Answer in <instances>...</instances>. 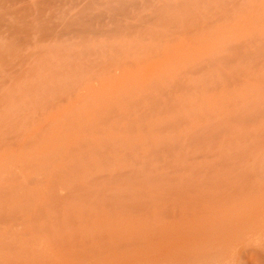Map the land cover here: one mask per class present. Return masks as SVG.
<instances>
[{"label":"rangeland","instance_id":"rangeland-1","mask_svg":"<svg viewBox=\"0 0 264 264\" xmlns=\"http://www.w3.org/2000/svg\"><path fill=\"white\" fill-rule=\"evenodd\" d=\"M8 1H10L9 3H12V4L14 2L15 7L12 4L11 5L9 4L10 5L9 8L4 7L5 5L8 6ZM8 1L7 0H0V2H3L0 5V7L4 8V9L0 10V24L2 25V28L0 26V56H1L0 57V77L2 79H3V77H5L4 78L5 80L4 79L2 80L0 78V83L1 82L3 83V84L2 83L0 84V97H1L0 98V104H1V106H0V126L3 125L0 127V132L2 133V135L0 133V141H1V143H0V187H1L0 188V207H1L0 208L1 209L0 210V260L2 258L1 257L2 253H3V256L5 255L2 258L3 260H1L2 264H7L8 259H9L8 264L10 263L11 259L12 260L14 259L13 261H15L16 256H15V258L11 257L12 255L14 256V254L17 255L18 257L21 256L22 259L24 258V260H26L27 263L24 260L22 261V259L20 257V258H18L20 260H17V258H16L17 263H14L11 261L10 264H18V261H20V262L22 261V264H24V262H25V264H28L29 261L30 262L32 261L33 263L36 261L35 264H37V260H38V262L39 261L45 262V264L46 263H48V264H264V258H263L264 253H262V252H264V66L260 68L258 65H255V63L260 61L258 59L257 62H254V66H258L260 69L258 67L253 69V70L250 69V67L252 66V65L250 66V63L255 58V54H256V52H253V51H255V50H253V47L255 48V45H256L257 49L259 50L258 47L260 45L261 46L260 48L264 49V41H263L264 38L261 40V42L259 40V39H261L260 36L264 32V30H263L264 24L262 26L260 24H258V25L253 24V26H252V24H249V26H252L255 28H251V27L247 26L248 24L247 25H241L239 28V30H240L239 33L236 32V31H238L237 30L238 28L236 29V27L239 26L238 24H236V25L231 24L232 27H230V28H229L230 24H216L215 28L213 27V25H215V24H209V26L207 27V30L202 29L200 27V29H201L200 34H202V32L203 33L204 32L209 33L211 31L210 34H212L213 36L215 35L216 37L219 36L223 30L220 31V33L219 32L216 34H213V33L220 30L222 25L223 26L226 25L228 27L227 28L225 26L227 28L226 30L236 29L235 33H237V34H232V36H230V37L225 34L222 41H219V40H221L222 37H219L217 39L215 37H214L215 39L211 37V38H209V40L206 39L208 42H205L204 45H203L204 42L202 41V38L199 39V40H201V42H202L201 43L197 38H196V40H197L196 41V40H194L195 38L192 39L190 36H185V37L180 36L181 38H179L177 36L179 38L178 39L179 41H177L178 43L174 41L172 44V40H173V38L175 40V37L174 36L171 37V35H168L169 37L167 35H165L167 38L165 37L164 39H161L164 36H160V38H158L159 36L156 37L159 40H156L154 38H151V39L149 38V37H153V36H145L146 38H148V40L147 39L144 40L143 36L140 38L138 36L122 37V36H124L123 34L121 35V37L119 36L120 38L116 37V39H114V37H111V38L109 37L110 40L107 39V41H105L107 36L102 37L100 35H98V37H96L97 39L95 38L98 41L94 40V38L93 39L91 38L92 40L88 38V40L86 39L87 41L85 40L86 42L85 41L83 42V40H80L78 38H75V39L72 38L71 39L70 36H69L70 38L69 37L68 38L71 40H68L67 36L66 37L61 36L63 39L57 40L59 37H56V36H55V39L52 36H51V38H53V39L49 38L50 36L46 37V38L44 37L43 34L46 30V29H44L45 28L44 26H43L44 28H42L40 26L41 29L44 30V32H42L43 34L40 32L39 35L36 32H34V28H35V26L37 28L38 24L47 23V20L49 18L50 19L53 18L52 21H55V20L60 21V19L63 18V17H61V14H62V16H64L63 15L65 12L64 10L63 11H60V9L54 10L56 5L55 6L51 5V7H52V10H51L50 5H48L47 3H43V1L45 2V0H43L42 2L39 1L41 3V5L38 1H37L38 4L36 3L37 5L34 4L36 2V0H34L35 2L33 0H31V1L27 0V2H24V3L20 2V1H26V0H19V1L18 0H12L13 2L11 0H8ZM78 1L80 3H78V5H77L76 2H78ZM87 1L88 2L91 1V3L94 2L92 6H94L95 9H97V10H94L91 12L97 13L98 11L100 12V10H102L104 7H106L104 9V11H107L108 6L111 5V2L113 0H111V1L110 0H98V1L97 0H84V1L83 0H77V1L75 0L74 5H77L76 8H75V6H73L72 3H71L72 5L68 4L69 5L68 7L72 6V9H71L72 12L79 10L82 5L84 7H86L87 5L88 6L90 5L88 7V8H90L91 4L87 3ZM114 1L112 2V4L116 3V1L115 2ZM129 1H131V0H129ZM132 1L134 2V0H132ZM138 1H139L138 7H141L140 9L138 8V10H140L141 12L139 13V11L137 12V9H134L137 14H142V13H145L148 11L147 9L144 10L145 4H147L149 2L151 3V1L152 2L154 1L153 3L160 2V0H151L149 2H148V0H146V2L144 0H138ZM161 1H163V0H161ZM164 1H167V3H169V4L172 3V5H174V3L178 4V2H181L182 0H171L172 2L169 0H164ZM183 1H185V0H183ZM219 1H221V0H216V1L213 0L212 1L213 3L212 2H210V3L215 4ZM231 1L233 3H235L237 0L236 1L229 0V2H231ZM262 1L264 2V0H261V1L259 0V2L257 0H245V1L241 0V3H239V4L243 5V4H245L244 2H246V4H248V5H249V2L251 3V5L254 2L264 4ZM28 2L29 3L31 2V4H28ZM99 2L104 7H102ZM135 2H137V1L135 0ZM143 2H145V3H143ZM227 2H228V0H227ZM238 2H240V1H238ZM18 3L19 4H22V3L26 4L27 3L28 6H27V4L22 6V5H19ZM42 3L45 5V8H44V5ZM84 3L87 5L85 6ZM96 3L99 4L100 6L97 5ZM207 3H209V2H207ZM180 4H182V2ZM35 5L43 7L45 10H42V8H40V7L36 8ZM46 5L49 6L48 8H50V10L47 8ZM237 5H235V6H237ZM33 6H34V8H33ZM83 6H82V8H83ZM202 6L205 7L206 5H204V3H203ZM10 7H12V8H10ZM18 7H20V8H18ZM203 7H202V9H203ZM31 8H33V10ZM98 8H100V10H98ZM93 9L94 8H91V10H93ZM15 10H17V11H15ZM53 10L55 11V14H56V15L53 14V15H55V17H53V15L51 16V14L54 13ZM88 10H90V9H88ZM40 11H42L43 13ZM104 11H101V12H104ZM10 12H12V13H10ZM16 12H18V13H16ZM39 13L40 14L42 13L43 15H45L44 13H46V14H48L49 17L45 15L44 16L45 18H42L43 15L42 14L40 15ZM15 14L16 15L18 14V16L20 18L22 17V19H20ZM59 14H60V17H59ZM104 14H106V12ZM1 15H2V18H1ZM10 16H11V18H10ZM38 16H39V19L41 18L40 20L38 19ZM54 18H55V20H54ZM15 19H17V20L14 21ZM26 21H27V23H26ZM36 21L37 22L40 21V23H36ZM59 21H57V22H59ZM16 22H17L18 28H19L18 24H21L20 27L22 30H24L23 24L25 25L26 29H27L26 25H28L29 27L32 26V24H33V26L35 24L36 25L34 26V28H31V27L29 28V29H32L31 31H29L27 29L28 30V32H27V30H26L25 33L30 32V34L29 35L26 34V36L24 35L25 30L22 32L21 29H18V30H20V33H19V31L16 32V33L20 34V36L18 35V37H19L18 38L19 40H18V39H16L17 35H15V33H14L15 31H10L9 27L7 25L10 23L13 24ZM30 22H32V24ZM57 22L55 21V23H57ZM158 25H160V24H158ZM259 25L262 27L263 32L259 30V29H261V28H258ZM15 26H16V24H15ZM234 26H235V28H233ZM244 26L249 27L248 28L249 30L247 28H245L247 30L243 32L242 30L244 29ZM212 27H213V29H212ZM250 28L252 30H250ZM6 29L8 31H6ZM198 29L199 28H197V32H200V31H198ZM43 30H41V31H43ZM258 30H259L260 36H258L259 35L257 33ZM32 31L35 33V35L32 34ZM232 31L234 32V30H232ZM255 31H256L257 35H256ZM194 32H195V30H194ZM253 32H254V34H252ZM248 33H250V34H248ZM168 34H170V32ZM196 34L197 33L195 32V35ZM245 34H247V36ZM251 34H252V36L253 35L257 36V37L253 36V38H255V40L259 38L258 40L260 43H262V45L260 43L255 44V42L258 43V41L252 40L253 38H252ZM22 35H24V36H22ZM244 35L246 37H251V39H250L251 42L248 41L249 38L246 40ZM37 36L39 38H37ZM220 36H222V35H220ZM22 37L23 38L24 37H26V38L32 37V38H30V39L25 38L26 39L25 40ZM187 37H188V39L190 37V39L194 40L193 42L194 43L196 42L195 44H198L200 42L203 46L199 47V45H198L197 47H194V45H193L194 43L193 42L191 43V41H188ZM169 38H172L171 41H169V43H166V42H168ZM240 38H243L244 40H246V42H244V43H247V41H248L249 44L247 43V47H246V45H243L242 42H240V41H244L243 39H240ZM49 39L52 42H50ZM141 39H143L144 42L139 41ZM166 39H167V41H166ZM224 39L225 40L227 39V41H229V42L223 41ZM64 40H65V43H62V45H61L60 42H64ZM151 40H153V41H151ZM163 40H165L164 41L165 43L163 42ZM42 41H44V42H42ZM78 41L79 42L82 41L83 44H82V42H81V44H78L79 43ZM161 41H162V43H164V45H162V43H160ZM214 41H216V42H214ZM233 41H234V44L232 43ZM75 42H78V43H75ZM230 42L234 46H235V44H236V46L239 45V49L241 47H244V46H245V48L249 47L247 49V50H249V52H250V49L252 48L253 51L252 50L251 51L253 53L250 52V53H252V55L249 53V56H251V57H248L249 59L247 58V61H246V59L243 60L244 56L248 55V54L247 55L245 54V52L247 50H245L244 48H241L242 51L245 50L244 52H242V53H244V56L242 58V60H243L242 64L244 66L240 67L242 65L240 62L241 60L237 59L236 60L237 64H236L234 59L230 58L231 61H229V60L223 61L224 66L221 63L219 65H217L219 68H215V69H217L216 71H214L213 67H211V69H208L209 71L212 70L213 74L211 72L206 73L207 71L203 72L201 69L202 65L204 67L206 65V67H208V68L210 67V65H213V64L207 65L210 62H212L211 60L207 61L208 57H205V56H207V54H206L207 51L208 52L210 50L214 51L216 49V53L214 51L211 53L212 56H210V54L208 55V56H210L209 59L214 60L213 56L220 55V52L222 50H223V52L225 51V49H223V48H219V49H222L221 51H219L218 47L220 45H222L220 47H223L225 44L227 51H228L229 48L231 47ZM74 43L78 46L74 45ZM108 43H109V45L111 44L110 48L112 50H113V48L111 46L114 44L115 46H118L117 49L122 53L121 55L125 54L122 57L119 56V57H121L120 59H121L122 63H124V61L126 62L127 60L128 61L130 60L131 62L133 60L134 64L140 63V64H137V66H136V65H133V62H132V66H135L134 68L131 66V63H130V65H129V62L126 63V64H128V66H131L132 69H135L136 71L130 69V67H129L130 70H128V66H126L125 64H124V66H123V64H118L117 66H115L118 62L121 63L119 58H117L118 61H115V62L113 61V60H116V56H118V54L120 52L119 53H116V52L113 53L110 48L107 49L108 45H106V44H108ZM134 43L138 44V45L140 44L139 46H142V47H144L147 44L145 46L146 48L148 46H152L153 48H155L156 51L155 52L152 51L155 53L154 54L155 58L161 55L158 48L163 46V48L165 47L167 49H165V48L160 49L163 52V53L162 52L161 53L163 55L166 52L165 56L167 57L166 59L168 60L169 63H170L171 59H173L171 61V63H173L174 61L176 62L177 60H178V62L182 61L179 59H184L185 62L183 63V65L184 64L187 65L188 63L191 62V61L190 62L188 61V63H186V60H188L189 58L192 60V58H194V55L196 56V54H194L193 52L196 51L197 52L196 58L199 56L201 60L198 59L199 57L197 59L200 60L201 62L203 60V62L206 64H204L203 62L200 63V61H198V60H196V58H194L195 61L190 63V65H191V67L195 65L194 66L195 68L190 67V71H192V70L193 71L187 72V70L189 69V67H188L189 64H188V66L184 65L185 66L184 67V66H181L182 62H179V64L176 62L177 65L181 66V67L178 66V67H180V69L177 68V70H176V68H174L176 64L173 63L175 65H172L170 63L171 69L174 68L176 71H180L179 72L180 75H179V73H177L178 75L174 76L173 73L176 71L173 69L174 72L171 71L172 72V74H171V72H169L171 70V69H169L170 68L169 66H168L169 71H167V72L165 71L167 69V65H164V64L165 63L167 64V60L164 59V57H165L164 55H163V60H166V61L163 62V60L161 61L162 55H161V57H158L155 59L151 52H150L151 54L148 52V55L150 54V57H147V54L145 52H144L145 54H142V55L140 54L139 51H137L139 53L136 52V54H134L135 50H137L139 48L138 46H135L134 47L135 49H132L130 46L132 44L134 45ZM250 43H252L253 45ZM18 44L21 47H19ZM69 44H72V46L70 47ZM125 44H127V45H125ZM182 44L184 46L187 45L186 49L183 48L184 50L183 49L180 50L179 47H184ZM208 44H209V46H208ZM215 44L216 45L218 44V45L216 46ZM63 45H65V46H63ZM66 45H67V47H66ZM128 45H130V46H128ZM173 45L174 46L177 45V46L173 47ZM16 46H18L19 48ZM49 46H51V47H49ZM53 46H56V47H53ZM60 46H62V48H64L65 50L62 49ZM82 46H84V49H85V47H87V49L92 48V49H88L89 52L88 51L87 52L89 54L84 49H83L84 51L80 50L83 48ZM99 46H101L104 53H102L101 48H98ZM188 46L191 47L190 48L191 50L188 49ZM225 46H224V48H225ZM57 47H60L61 49L57 48ZM168 47H171L170 49L175 48L173 50V52L175 54L178 53L179 55L178 54L175 55L172 52V50H170V52H172V54L170 55L168 53V50H169ZM198 47L203 48L204 51L206 50V53H204V51L201 49L198 52L196 50ZM70 48H71V50H70ZM177 48L180 50L179 52L177 51ZM233 48L232 49L230 48V51H232ZM237 48H238V46L234 49H237ZM96 49L99 50V52L101 53V56L98 59H97L96 55L93 56L98 61V64H101L100 58L102 59L103 62H105V61L108 62V59H111L112 56L115 58V59H112L111 63H107V64H112V65H110V66H112V68L108 65L110 68L107 66L108 67V69H107L106 66L101 65L102 68L100 66V69L103 71H101L100 69L97 68L98 70L101 71V73H99V71H98L97 72L98 75H97V73L95 72L96 70H94V69L92 70L88 66L90 68V70H89V68L84 65L86 67L85 72L87 71V74L81 73L84 71V70H82V69H84V67L82 66V62L85 61L86 65H87L89 62L88 59H89V55H90V50L95 51ZM187 49L190 50V54H188L189 51H185ZM262 49H261V51L257 50L258 53L259 52L263 53L264 50H262ZM39 50L41 51V53L39 52ZM36 51H38V52H36ZM93 51H91V52H93ZM144 51L147 52L149 50L145 49ZM181 51L182 52L184 51V52L181 53ZM16 52H18V53H16ZM19 52H21V53H19ZM34 52H35V54H33ZM59 52H63V54L59 53ZM83 52H85L84 53L85 56L82 54ZM191 52L193 53V55H192L193 57H189L192 54ZM217 52L219 54H217ZM223 52H221V53L224 54ZM232 52H230V53L232 54ZM52 53L57 57L53 56ZM180 53H181V55L187 53L189 56L187 54H186L187 55L186 57L180 56ZM198 53H202V54L199 55ZM225 53H227V52H225ZM247 53H248V51H247ZM20 54L22 57L17 58L18 55L20 56ZM26 54H27V56H26ZM60 54H61V57H62V55L63 56L65 55V57L60 59L59 58ZM67 54H70V56ZM77 54H79V55H77ZM86 54L88 55L87 57H86ZM96 54H97V52H96ZM103 54L105 56L107 55L108 59H107V57H104ZM263 54H261V55H263ZM38 55H39V57H38ZM173 55H175L174 58H173ZM32 56H34L36 59H38V61L36 59H34V57H32ZM71 56H72V58H71ZM73 56H75V57H73ZM78 56H79V59L77 58ZM80 56L83 58H80ZM144 56H146V57H144ZM169 56H170V59H169ZM252 56H253V58H252ZM256 56H257V54H256ZM259 56H260V54H259ZM28 57H30V59ZM41 57L42 58L44 57L46 59L44 60ZM93 57L91 56L90 58L94 62L95 59L93 60ZM123 57H125V58H123ZM126 57H127V60H126ZM128 57H129V59H128ZM151 57H153V59H151ZM187 57H189V58H187ZM122 58L125 60H123ZM146 58H147V60H146ZM148 58L150 59V62L147 63ZM26 59L28 62L25 61ZM32 59L36 60L37 62L32 60ZM73 59H74V61L76 60L74 62L75 64L72 61ZM81 59L82 60L84 59V60L82 61ZM263 59H261L262 65L264 63ZM9 60H12V62H14V61L16 62V60L17 61L20 60L21 62L20 61L19 62L22 63V65L20 64V66H22L21 68H23V69L27 68L26 71L23 69L20 70V67H18L17 65L15 66V64L19 63V62H16V63H13L14 65H12V64L11 65L18 68L20 71L18 69L16 70V68L13 69V67H12V72H11V68H8V67H11L10 63H12V62ZM49 60L51 63H53L52 65L50 62L47 63ZM22 61H24V62H22ZM31 61H32V63L29 64V62H31ZM43 61H44L45 65H44ZM45 61H47V62H45ZM92 61H91V63H93ZM143 61H146V63ZM254 61H256V60H254ZM261 61L258 62L259 65H261L260 64ZM25 62H27V64ZM69 62H72L71 66H70ZM141 62H143V64H145V65L143 66V64H141ZM158 62H159V64H158ZM196 62H197V64L199 63L202 65H196L195 64ZM215 62L218 63V60L214 61V63ZM221 62H222V60H221ZM238 62H240V63H238ZM247 62L249 63L248 64L249 68H248V65L245 64ZM67 63H69V64L66 65ZM154 63H156L155 64L156 66L154 65ZM162 63H164V64L162 65ZM61 64L65 65L64 66L65 69ZM94 64H96V63H94ZM149 64L150 65L153 64V67L152 66L150 67ZM234 64H236L237 68ZM239 64H240V66L238 67ZM34 65H36V66H34ZM42 65H43V67H42ZM54 65H56V66H54ZM77 65L81 69V70L79 69L80 74L78 73ZM119 65H120L121 72L118 69ZM232 65H234V67L236 68V71L234 70L235 68L233 69ZM33 66L35 67V69ZM72 66H73V68H72ZM90 66L92 67V64ZM95 66H97V65H95ZM122 66L124 68H121ZM161 66H163V67H161ZM172 66H174V67L172 68ZM196 66H198L197 69H199V68L200 69L197 70ZM37 67H39L38 70H37ZM104 67H106L105 70L103 69ZM159 67H161V68H159ZM206 67H205V69H206ZM28 68L30 71L31 70L32 71L30 72L28 70ZM61 68H63V69H61ZM69 68H72L73 70H71ZM87 68H88V70H87ZM183 68L187 69V70L185 69L186 73H183V72H185ZM6 69H8V70L6 71ZM44 69L46 72L42 71ZM47 69H49V70H47ZM156 69H159L158 71H160V72L155 71ZM181 69L183 72H181ZM15 70H16V72H13ZM53 70H55V71H53ZM56 70L58 73L56 72ZM61 70H63V71L65 70V71L63 72ZM69 70L71 72L67 73ZM125 70L127 72L130 71L131 74H132V72L137 74V75L134 74L135 79L137 76V79H136L137 85H135V86L136 87L138 86L139 92H137V93L143 99H150V98L151 99H154V98L158 99V97H161L160 94L162 93L163 88H165L164 90H166V91H168L169 89L172 91L171 92L169 90L170 93H169V91L167 92V93H169L170 96L165 93L169 97H167L165 95L166 99L164 96H163V99L167 100L166 102L167 103L169 102V104L170 103L173 104L175 101V104L172 105L174 108L170 107L171 105H169V104L166 105L164 103L166 105L165 108L167 109V107H168L169 111H171L170 109H172V110L174 109L173 112L175 114H170V112L168 113L169 116H166V117L168 119H169V117L172 118L171 121L168 120L170 122L169 123L167 121V119H165L166 118L165 115H167V114H165L166 113L165 112L162 117L163 118L165 117L164 121H167L170 124V126L166 122L165 123L168 126H166V124H164V126H163V124H162L163 120H162L161 121L162 123L159 122V124H162V125H161V127L158 126V128L160 127V129L166 130L167 127L169 128V127H171V125H173V127L170 128V131L172 128H174V129H172L171 132H169V129H168V131L166 130L167 133L165 131H163V138L162 139L159 138L160 137L159 133L162 132V130H161V132H159V133H156V131H154L156 133L155 136L153 133L151 134V136H154V138L156 137V141H155V139L152 141H151V139L149 140V138L151 136L149 135L150 133L147 129H149V128L150 129L151 128L156 129L155 125H154V127H151V126H153L152 123H150V125H147V127H143V128H145V130H143V128H140L141 129L140 132H138L139 130L136 132H133V133H131V131L130 132L127 131L128 129L127 128L125 129V127H126L125 125L128 124V122H127L128 120L125 117H128L130 115L122 116L121 119H123L124 121H121L120 122L121 124L118 122L121 120L120 115H119V118H116V117H118L117 115L115 116V118L113 117L112 120L115 122L114 119H117V122H115V123L116 124L119 123V126H118V124L114 125V122L111 120L113 123L110 121L108 124L111 126V123H112L111 128L109 126L110 129L107 128L108 120H106L105 121V124H106L105 128L108 129V131H106V134L103 131V129H105L104 128L105 124L102 125L103 128L99 123L94 124L95 120H94L93 116L96 114L95 112L98 111V109H97L98 107H97L96 103L94 102L95 99L98 98L101 95V93L107 94L106 88L108 89L109 87L113 86V83H115V81H112V82L109 81V82H107L108 84L107 83L104 84L103 79L105 77H112V76H114V74L118 75V76H120V75L125 76V75H127V74L123 75ZM151 70H152V72L154 71L153 73L158 72V74L163 73V75L159 76L156 73L155 74L149 73ZM195 70H196V72H195ZM22 71H24V72H22ZM27 71H29V72L27 73ZM50 71L53 73V76H51L52 73ZM59 71L61 74H59ZM74 71L75 72L77 71V73H75ZM104 71H105V74H104ZM106 71H107V73L109 72V74H107ZM116 71H117V73H116ZM161 71H164V72H161ZM199 71H202V72H199ZM137 72H141V73L139 74ZM14 73H16V74H14ZM22 73H23V76L29 78V80L22 77ZM32 73H33V75H32ZM181 73H183V74H181ZM8 74L10 75V77ZM17 74H19V75L17 76ZM27 74H30L31 76H29V75L27 76ZM58 74H59V77H57ZM71 74H72V77L70 76ZM78 74H79V76H78ZM99 74L101 76H99ZM131 74H129V76ZM12 75H14L15 77ZM143 75L145 77H146V75H149V76L146 77L147 79L145 77L141 78V76H143ZM50 76H51V79H48V77L50 78ZM75 76H77V77H75ZM11 77H13V79H11ZM138 77L140 79H138ZM149 77H152L153 79H151ZM177 77H179V79L177 80V86L174 89H171L170 87L175 82ZM78 78H80V79H78ZM148 78L150 80H148ZM90 79H91V81H90ZM154 79H155V81H154ZM156 79H158L159 82L163 81L162 82L163 84L164 83L166 84V81L168 82L169 80H171L173 82L171 83V81H169V83H171V84L169 85V83H167V85L169 86L168 87L165 85L167 88L165 86L162 87V83H161V85L158 87H162V88L161 89L159 88V91H158L159 93H155L151 88L153 87L152 84L154 82L158 83V85H159V82L156 81ZM7 80H9V81H7ZM11 80H12V82L15 80L13 82V84H12ZM16 80H18V81H16ZM45 80L46 81L48 80V81L46 82ZM136 80H134L132 82V85L135 84ZM146 80H148L149 82L151 80L152 81L149 83ZM34 81H36V82H34ZM41 81L42 82L44 81L47 84L46 83L44 84ZM68 82L72 83V84L68 85ZM77 82L80 83V85H78L79 88L75 87L76 86L75 83L79 84ZM147 82L149 84H146ZM32 83L33 84L35 83L34 86H40V87L32 88V85H33ZM138 83L143 84V85H140V87H139ZM66 84H67V86H66ZM25 85H27L28 87L30 86V87L28 88ZM58 85H59V87H61L60 88L61 90L58 87L56 88V86H58ZM48 86L50 87L49 91L47 88ZM96 86L98 88L95 90ZM99 86H100L101 90L99 89ZM103 86L104 87L106 86V87L104 88ZM141 86H144L145 87L144 89L146 91L150 90L149 91L150 93L148 91L147 92L145 91V93L146 94L149 93V95L144 96L145 93L144 94L142 93L143 95H141L140 91L143 92L142 91L143 87H141ZM10 87H11V89H10ZM20 87L23 89H21ZM51 87H55L56 89L51 88ZM67 87H69V91L71 90L70 92H68ZM73 87L76 88V92H75V89ZM147 87H151V88L146 89ZM154 87H156V86H154ZM30 88H32L33 90H31ZM70 88H73V89H70ZM12 89L13 90L15 89V90L13 91ZM24 89L25 90L27 89L29 93L25 92V93H27L25 95ZM35 89H39L38 91H40V92L38 93V91ZM44 89L46 90V92L48 91L47 93H49V95H47V93H45V96H48V97H45V98H47L46 99L47 101H45L43 99V97H44L43 95L45 92ZM57 89H59L61 93L59 92V94H58ZM63 89H64V91H66V89H67L66 92H68V93L64 95L62 93V92H64ZM9 90H12V91H9ZM136 90L133 91V92H135V94H133L131 92V94H133L134 96L131 95L133 98L129 99V101L132 100V101H130L131 103L133 102V104H131L132 106L140 103L139 101L142 100L140 97H138V95H136ZM151 90L153 91V93H151ZM154 90L156 91V88H154ZM160 90H161V92H160ZM35 92H37V93H35ZM55 92H57L56 94L59 97L57 96V98H56V95L54 94ZM70 93H72V97H71ZM39 94L42 96L41 100L39 99V98H41V96H39ZM69 94H70V96H68ZM81 94H83V95H81ZM109 94H111V93H109ZM152 94L153 95L156 94V95H160V96L154 97ZM12 95H13V97H12ZM14 95H16V96L14 97ZM22 95H24L23 98H22ZM61 95L64 96L65 99ZM7 96H9V97H7ZM31 96H33L36 100ZM115 96H113L112 98H114ZM148 96H150V98H147ZM152 96L154 98H152ZM106 97L108 98L109 96H106ZM12 98L13 99L16 98V100L18 102L15 99L13 100ZM58 98H59V101L61 100L60 102L58 101ZM85 98L87 101L85 100ZM89 98H91L92 100L90 99V101H89ZM139 98L141 100L136 102L137 100H135V99H139ZM161 98H160V100L159 99L158 100L155 99L153 101L149 100V103L151 101H152L151 103H153V102L158 103L159 101L163 100ZM38 99L40 100V102L44 101V104L47 103L49 100H51V103L48 102V106H45L46 108H44L43 103L37 102ZM100 99H101V97H100ZM116 99L118 100V98H116ZM26 100L28 101L29 106H27L28 104L26 103L27 102ZM32 100H35V101H32ZM105 100H106V98H104L101 101L103 102ZM111 100L112 99L108 98L106 100V102L101 104L102 102L98 98V105L103 106L105 103H107V101L109 102ZM117 100H115V101L120 102ZM119 100H121V99H119ZM169 100H172V101L174 100V101L172 103ZM24 101H26L25 102L26 105L24 104ZM96 101H97V99H96ZM99 101L101 103H99ZM113 101H114V99H113ZM113 101L109 102L110 106H112L111 103ZM145 101H143V100L141 101V103L142 102L145 103V104L143 103L144 106H146V104L148 103V100H147V102H145ZM32 102H34V103H32ZM35 102L43 105L41 110L40 109L38 110V108H40V106L38 108L34 107V106H36ZM88 102H90L89 104H90V107L92 106L91 108L89 107L88 104H86ZM116 102H114V103L116 104ZM123 102L125 103L126 101L124 100V101H122V103ZM92 103L94 105H92ZM124 103H123V105H124ZM149 103L147 104V106L149 105ZM32 104H33V107H32ZM118 104L120 105L119 106L120 108L117 107ZM118 104H117V106H115L118 108L117 111L121 110V106H122L120 103H118ZM159 104H160V102H159ZM86 105H87L88 109H87V107H85ZM135 106L132 107L134 110H136L139 107L138 105H135ZM155 106H158V104H153V106L151 104L150 107L151 108L153 107L152 109H154ZM164 106L163 105L160 106L161 112H159V114L164 112V111H162ZM104 107H106V106H104ZM112 107H114V105ZM125 107H128V105H125ZM28 108H29V110H28ZM34 108H36L35 109L36 111L34 110ZM43 108L45 110H43ZM95 108L97 109V111H95ZM99 108L101 109V106ZM156 108H158V107H155V110H156ZM165 108L163 110H165ZM102 109H103L102 111H104L103 113H105V111L107 110V109L105 110V108H103V107H102ZM122 109H124V108L122 107ZM143 109H145V108L141 107V110L138 108V112H139V110H140V112L146 110L145 112H148V113L151 112L153 114L152 109H150V110H147V109L143 110ZM23 110H25L27 112H25V111L23 112ZM91 110H94L95 112H93V114H92ZM108 110L111 111V109H108ZM108 110L106 112H108V114H109ZM113 110H114V108H113ZM88 111H90V112H88ZM32 112H34V115L31 114ZM80 112H81V114H79ZM120 112H119V114L124 115L123 113H126L127 111L124 110V112H123V110H122ZM145 112H144V115H145ZM75 113H76V116L74 115ZM156 113H158V112H156ZM37 114H39V115L41 114V116L39 117V115H37ZM68 114L70 116L69 118H68ZM86 114H88V115L86 116ZM5 115H6V117H5ZM80 115H81V118H79ZM150 115H151L150 113L149 114L146 113L145 116L148 117ZM154 115H156V114H154ZM161 115L156 116V118H161ZM171 115H174V118H173V116L171 117ZM7 116L10 118V121L13 120V122H9V119L2 121V119L4 120V117H5V119H7ZM73 116L76 117L75 121H74L75 117H73ZM145 116H143V119ZM27 117L28 118L30 117L32 120L29 121L30 118L28 119ZM33 117H34V119H33ZM62 117L63 118L66 117L68 119V122L66 119L62 120ZM82 117H84L85 122H81L83 120H81V121L78 120V119H83ZM133 117L134 116H132V117L130 116L128 118H133ZM152 117H149V118H152ZM154 118H155V116H154ZM154 118H152V119H154ZM27 119H28V122H27ZM118 119H120V120H118ZM125 119L127 121H125ZM19 120H20V122H19ZM59 120H60V122L62 121L61 123H63V124H61L59 122ZM76 120L79 122V124L81 123L79 126V128H81L80 132H79L80 129L78 130V127L75 126L78 124V122H76ZM1 121H2V124H1ZM138 121H140V120H138ZM5 122H7V123L9 122L12 124L6 125ZM25 122H27V123L30 122L29 126L26 125ZM64 122H67L68 124L71 122L73 124L75 122L76 123H75V125H73L72 123H71L72 125L69 124V126H70V129H69L68 124H66V123L64 124ZM124 122H127V123H124ZM153 122L156 124V121H153ZM54 123H59V125H61L60 126L61 128H59L58 124L56 125L58 128H56V126L53 125ZM24 124H25L26 128H25V126H23ZM87 124L89 126H91L90 128H88L89 126L87 127L88 129H90L88 131V133L90 132L89 135L87 133L89 138H87V136L84 135V133L86 134V130H85V132H83L85 127L87 126ZM98 124L100 125V129L102 128V131L104 132V133H101V131H99L100 134L98 136L106 137L105 138L106 141H104L102 139L103 137L99 138V139H102L101 142L99 141L100 144L98 143V147L102 144L101 149H99V148L97 149V144H96V139H95L96 138L95 134L97 135L98 131H96V133L94 132L96 128H99ZM101 124H103V121L101 122ZM139 124H140V122H139ZM11 125H12V127L16 126L15 128L13 127L14 131H13V129H11L12 128ZM64 125H65V128L67 130L69 129L68 132L63 127ZM66 125L68 128L66 127ZM81 125H83V126L81 127ZM94 125H96V126H94ZM135 125H137V124H135ZM4 126H6V127H4ZM71 126H74V127H71ZM114 126H118V127L113 128ZM120 126H122V127H120ZM144 126H146V125L144 124ZM162 126H163V128H162ZM44 127L47 129V131H45ZM137 127H139V125H137ZM16 128L18 129L19 132L17 131ZM62 128L65 129V131H62V130L60 131V129H62ZM73 128L74 129L77 128L78 132L76 129H75L76 130V132H75V130ZM82 128H83V130H82ZM91 128L92 129L94 128V130H92ZM55 129H59V130L57 132H55ZM153 129H151L152 132H153ZM124 130H126L129 133V135H125ZM156 130H158V129H156ZM41 131H43V134ZM108 132H111V135H110V133L108 134ZM112 132H114V134ZM119 132H123V135L122 134L118 135ZM127 132H125V133H127ZM147 132H148V136H147ZM3 133H4V140H3ZM11 133H12V135H11ZM17 133L19 136L16 135ZM34 133L36 136L34 135ZM37 133H38V135H37ZM92 133H94V134H92ZM134 133H135L134 136H136V135L137 136H136V138L134 137L135 139L134 138L132 139L133 141L131 140L132 143H129V144L127 143L128 145L126 143H124L125 138L126 137L132 138ZM39 134L41 135V138H40ZM64 134H66L65 139H63L65 136ZM6 135L9 138L12 136V140H11L12 143L9 140V138L6 139ZM46 135H47V137H45ZM67 135H70L71 137H69ZM107 135L111 136L112 140L114 139V141H116V142L109 141V142H113L112 144L110 143V145H109V142H107V138H108ZM112 135H114L115 137ZM121 135L123 137L126 136L124 138V141H121L123 139V137H122V139H119V137H117V136H121ZM158 135H159V137H158ZM38 136L42 140L41 142H40V139H39V142L35 141L38 139ZM138 136H139V138H138ZM145 136L147 137V138H145L147 141L144 139ZM14 137H17L18 139L14 138ZM36 137H37V139H36ZM61 137H62V139H61ZM83 137H85V139H83L82 142L79 141ZM32 138H35V140L34 139L32 140ZM58 138H59V140H57ZM130 138L129 139L126 138V139H128V141H129ZM55 139L57 140V143H56ZM152 139H153V137H152ZM163 139H166V141ZM167 139H168V141H167ZM6 140H8V141H6ZM13 140H16V142H14ZM97 140H98V138H97ZM144 140H145V142H144ZM27 141H28V143H25ZM48 141H49V143H48ZM51 141H54V142L52 143ZM75 141H77V142L79 141L77 146H75L77 144ZM86 141H88L89 144H92V145H88V142L86 143ZM154 141H155V144L158 145V147H160V144H161V143H159V141H162L163 145L161 144V147L159 148L161 153H162V150H164L165 148H168V146L171 145L170 143H172L175 147L174 148L170 147L169 149H173V150L175 149V151L173 152V156H172L171 152L169 154V152H167V150H164L169 155L166 154L167 156L165 157V154H164L165 152H164L163 153L164 156H163V158H161L162 156L159 155V151H156V146L154 144ZM169 141H170V143L168 145ZM5 142L6 143L8 142L9 144L8 143L7 144L11 145L10 148H7V144H5ZM104 142H107L106 146H104ZM118 142H121V143L123 142V144L120 143V145L117 146L116 148L112 147L114 150H116V151H113V149L110 148V146L113 145L114 143H115L114 146H116ZM140 142H141V144H140ZM142 142L145 144L143 145ZM149 142H150V144H149ZM163 142L166 144L164 145ZM24 143L28 147H31V150ZM85 143H86V145H85ZM136 143H138V144H136ZM37 144H38V147H36ZM48 144L50 147H48ZM139 144H140V146H139ZM152 144H154L155 147L151 146V148H152V150H151L149 148H150V145H152ZM82 145L84 146V150L82 149L83 151H81ZM166 145H168V146L166 147ZM23 146H26V149L23 150ZM85 146H86V148H85ZM135 146L136 147L139 146V147L136 148ZM57 147L59 149V152H58ZM71 147H73V148H71ZM92 147L94 149H92ZM107 147L109 149L108 151L105 150V149H107ZM162 147H163V149H162ZM154 148H155V151H154ZM7 149H9V150H7ZM60 149H61V152L63 151L62 153L60 152ZM69 149L70 150L73 149V150L69 152ZM77 149H78V153H77ZM87 149H88V152L85 151ZM135 149H137V151ZM24 151H25V153H24ZM49 151L51 154H49ZM153 151L158 152V153H154ZM134 152L136 154H139L141 157L140 156L138 157V155H137V158H138L137 159ZM142 152H144V153L146 152L148 155L153 156L152 158H154L153 159L154 161L148 155H146V157H145V155L143 156ZM18 154H20V155H18ZM54 154H55V156H54ZM69 154L71 157L69 156ZM156 154H158V155H156ZM23 155H25V156H23ZM65 155H66V158L64 157ZM67 155H68V157H67ZM43 156H44L45 160L43 159ZM168 156L169 157L171 156V157L169 158ZM35 157L39 158V160H35L36 159ZM40 157H42V158L40 159ZM144 157L145 158L148 157V159H145V161L143 162ZM164 157L165 158L168 157L167 160H169L170 164L168 163V161H167V163L165 161L163 162L162 159H164ZM11 158L13 160H11ZM139 158H140V161H139ZM64 159H66L65 162H64ZM135 159L137 160V162H135ZM141 160H142L143 164L147 160L149 165L144 164V165H141L139 167ZM156 160H158V163H160V164L156 163ZM66 162H68V163L65 164ZM121 162H124V163H121ZM26 163L28 164V166L26 165ZM119 163H120V165H119ZM136 163H138V165H137V167H134L135 166L134 164H136ZM150 163H152V165ZM161 163H164V164L161 165ZM29 164H30V166H29ZM69 164H70V166H72L73 164H77V165H79V167H81V170L79 167L77 168V166L75 168H73V166H72V168H69L71 170H69V169L67 170ZM108 164L111 166H109ZM35 165H36V168H35ZM65 165L67 168L64 167ZM107 165L109 168L107 167ZM129 165H131L130 169H129L130 171L128 169H126L127 166L129 167ZM31 166H32L31 169H33V170L29 171ZM85 166H87V167H85ZM120 166L121 167L125 166L123 168V169H125L123 171L124 173L122 172V170H120V172L117 171V170H119ZM145 166H146V169H145ZM147 166L149 169L147 168ZM133 167L138 168V170L136 169L138 171V174H136L137 172L135 169H134L135 170L134 174L131 172V168H133ZM160 167H161V169L159 170ZM139 168H141L140 171H139ZM142 168H143V170H142ZM55 169H56V171H55ZM72 169L73 170L75 169L74 172L75 173L78 172V174L82 171V173L79 174L80 176H79L78 180H76L78 178L77 177L78 175L75 176V173L71 172ZM115 169H117L116 170L117 173L115 176L112 174L113 177H111V179H110V180H112L111 183H114V180H116V178H118L120 180L117 179L116 180L117 184L114 183L115 186H114V184H112V186H111L110 181L108 180L109 177L111 176V174L109 177H107L106 173H108V172L114 173ZM61 170H62V172L60 173ZM99 170L102 172V173H99V175H101V174H103V175L101 177H99L100 179L98 178V181L100 182V184H98V186H96L98 181H94V180L95 179L97 180L96 175H97V177L99 176L97 173ZM126 170H127V173L125 174ZM63 171L66 172L65 175H64ZM103 171H104V173H103ZM67 172H68V174H67ZM83 172H84V174H83ZM147 173H148V175H147L148 177L145 178V176H146L145 174H147ZM10 174H13L14 176H12ZM122 174H123V176H122ZM72 175L74 176L73 180H71ZM62 176H64V177L62 178ZM134 176H137V178H135ZM139 176H141V177L138 180ZM83 177L88 180V183H86L87 182L86 180H85L86 182L83 180ZM128 177H129V179H128ZM33 178H35V182H34ZM90 178H92V179H90ZM106 178H107V181L109 183L108 186H107ZM112 178H115V179L113 180ZM60 179H61V181L59 182ZM89 179L91 180V182ZM102 179H103V182H101ZM127 179H128L127 182L132 181V183H130V184H132V186H130L129 183L127 184L125 182V184H124L122 182V180L126 181ZM145 179H146V181H148L150 179L149 180L150 182L149 181L146 182ZM4 180H6V181H4ZM31 180H33V181H31ZM79 180H81V181L78 182ZM141 180H142V184L144 186L141 185ZM105 181H106V183H105ZM119 181H120V183L122 182L121 186H120V183L118 184ZM33 182H34V184H33ZM36 182H37V184H36ZM54 182L55 183L57 182L55 185V188H54V185L52 187V184H54ZM71 182H72V185H71ZM77 182H78L77 186L80 188H78L76 185H73V183L75 184ZM89 182H90V185H89ZM134 182H135V185H134ZM145 182L147 185V189H146ZM153 182H154V184L152 185ZM91 183H93L94 185L93 184L91 185ZM21 184H23V185H21ZM123 184L125 185L124 191H123V188H124ZM126 185H127V189H126ZM6 186H7V189H6ZM22 186H24V188ZM151 186H153V187H151ZM105 187L107 188V190L105 189ZM110 187H112V188H110ZM130 187L131 188L133 187L134 189H136L135 192L133 189H130ZM141 187L142 188L144 187V188L142 189ZM155 187L158 188V190H156ZM18 188H19V191L21 193L18 191ZM25 188H26V190H25ZM95 188H96V191L98 190V193L95 191ZM163 188L165 189L166 193L164 192ZM109 189L112 192H109ZM144 189H145V192L143 193ZM161 189H163V190H161ZM50 191L53 193H51ZM103 191H105V192H103ZM45 192L46 193L49 192V193L45 194ZM106 192L109 194H107ZM156 192H158V193H156ZM159 192L161 193L162 196L159 195L160 194ZM33 193L35 196L33 195ZM57 193H60V195ZM95 193H97V194L101 193V195L103 194V196H105V197H103V196L101 197L102 198V200L100 199L101 201L104 200L105 202L109 203V199L110 200L113 199L112 200L113 202L110 201L112 203L100 204L101 201H99L98 202L99 204L94 205L95 201H94V203L92 201L96 197ZM112 193H113V198L111 196ZM53 194H54V197H53ZM104 194H107V195H104ZM115 194H116V196H115ZM155 194L158 196H156ZM57 195H59V196H57ZM66 195H67V197H65ZM132 195H133V197H132ZM49 196H52V197H49ZM72 196H74V197H72ZM82 196L84 199L82 198ZM106 196H107V199H106ZM117 196H118V198H117ZM136 196H137V198H136ZM146 196H148V197H146ZM29 197H31V198H29ZM114 197L116 198V200L114 199ZM66 198H67V200H66ZM72 198H73V200H72ZM120 198H121V200H120ZM145 198H147V200ZM161 198H163V200ZM164 198L166 200H164ZM63 199H64V201H63ZM97 199H99V197L96 198L95 200H97ZM154 199L159 200L158 203H156V200H154ZM149 200H151V201H149ZM42 201L43 202L45 201V202L42 203ZM55 201H57V202H55ZM115 201H118L119 203H117ZM122 201L124 202V204H122L123 203ZM142 201H143V203L145 202L144 205H143ZM169 201H171V202H169ZM6 202L8 203V205H6ZM138 202H140V204ZM151 202H153L152 203L153 205L151 204ZM41 203H42V205H41ZM60 203L63 205H61ZM96 203H97V201H96ZM113 203H115V208L113 206ZM159 203H162V204H159ZM166 203L168 206L166 205ZM26 204L27 205L30 204L31 206L29 205V208H28ZM90 204H92V205H90ZM116 204H117V206H116ZM148 204L149 205L151 204V205L149 206ZM164 204H165V206H164ZM25 205H26V207H25ZM81 205H82V207H81ZM118 205H119V207H118ZM161 205H163V206H161ZM60 206L62 209L60 208ZM99 206H100V210H99ZM36 207H37V209H36ZM91 207L94 209H92ZM12 208H14V209H12ZM52 208H54V209L52 210ZM83 208H85V209H83ZM95 208L97 210H95ZM108 208H111V209H108ZM144 209H148V210H146L147 212ZM82 210H84V211H82ZM137 210H139V213H137L138 212ZM54 211L56 213H54ZM86 211L89 213H87ZM95 211H96V213H95ZM99 211H101V212L99 213ZM105 211L107 213L109 212L110 214H106ZM158 211L160 214L158 213ZM144 212H146L145 214H147L148 212L149 213H148V215H145ZM114 213L116 215H113ZM118 213H119V215H118ZM141 213H143L144 215ZM10 214H11V216H10ZM131 214H132V216H131ZM156 215H159V216L161 215V217L156 216ZM66 216H68V217H66ZM113 216H115V217H113ZM133 216L136 218H134ZM146 216H148V217H146ZM43 217H45V218L43 219ZM65 218L68 220H66ZM70 218H72V219L70 220ZM126 218L128 219V222H127ZM148 218H149V220H148ZM154 218L155 219L158 218L160 220H158V219L155 220ZM150 220H151V222H150ZM47 221H49V223ZM53 222H55V223H53ZM129 222H133V223H129ZM156 222H158L159 225L156 224ZM135 223H136V225H134ZM142 223H144V224H142ZM151 224H153L154 226ZM46 225H48V226H46ZM63 226H65V228ZM158 227H159V229H158ZM133 228H134V230H133ZM135 229H136V231H135ZM147 230L151 231V232H147ZM145 231H146V233H145ZM154 231H156V232H154ZM118 232H120V233L118 234ZM159 232H160V234H159ZM156 233H158V234H156ZM148 237H150V239ZM137 238H139V239H137ZM131 240H133V241H131ZM137 240H139V241H137ZM126 242H127V245L125 244ZM134 242H137V243H134ZM128 243L131 244L132 246L129 245ZM260 246H262V247H260ZM121 247H123V248H121ZM6 253H10V254H6ZM259 253H260V255H259ZM6 256H8V257L10 256V257L7 258ZM5 257H6V259H4ZM29 258H32V260ZM34 259H35V261H33ZM3 261H6V262H3ZM1 262H0V264H1Z\"/></svg>","mask_w":264,"mask_h":264},{"label":"bare ground","instance_id":"bare-ground-1","mask_svg":"<svg viewBox=\"0 0 264 264\" xmlns=\"http://www.w3.org/2000/svg\"><path fill=\"white\" fill-rule=\"evenodd\" d=\"M7 1H8V0H7ZM11 1H12V0H11ZM18 1H19V0H18ZM28 1H31V0H28ZM33 1H34V0H33ZM33 1H32V2H33ZM37 1H38V2H39V1L42 2L43 0H36V2L34 1L35 3H34V2H33V3L36 4ZM76 1H77V0H76ZM83 1H84V0H83ZM97 1H98V0H97ZM110 1H111V0H110ZM113 1H114V0H113ZM113 1H112V2H113ZM115 1H116L115 4H112V2H111V5L108 6V8H107L108 10H107V11H104V9H105L106 7L102 6L101 3L99 2L100 5H101L102 7H104V8H103L102 10H100V8H98V10H100V12L98 11L97 13H94V12H91V11H94V10H97V9H95V7L92 6L94 2L91 3V1H89V2L87 1V3H90V4H91V7H90V8H88L90 5L88 6L87 4L84 3L85 6L87 5L86 7H84V6L82 5L83 8H82V6H81L79 10H77V11H75V12H72V11H71L72 6H71V7H68V6H69L68 4H71V3H72L73 6H75V8H76V6L78 5V3H80L79 1L76 2L77 5H74L75 0H45V2L43 1V3H47L48 5H50L51 10H52L51 5H52V6H55V5H56L55 8H54V10H57V9H58V10L60 9V11H63V10H64V11H65L64 14H63L64 16H62V14H61V17H63V18H61L60 21H59V20H55V18H54V20H55L56 22L59 21V22H57V23H55V21H52L53 18H52V19L49 18V19L47 20V23L44 22L45 24H38V25H37V26H38L37 28H36V26H35V25H36L35 23H34V24H35V25H34L35 28H34L32 22H30V23L32 24V26H33V27L30 26V27H31V28H34V32H36L38 35L40 34V32H41V33L44 32V30L41 29V27H42V28L45 27L44 29H46V30H45L44 34L42 33V34L44 35V37L46 38V37H49V36H50L49 38H51V36H52V37L55 39V36H56V37H59L58 39L56 38L57 40L63 39V38H62L63 36H65V37L67 36V38L70 36L71 39H72V38H74V39H75V38H78V39H80V40H83V42H84L86 39L88 40V38H89V39H91V38L93 39V38H94V40H96V39H97L96 37H98V35H100V36H102V37L107 36L106 39H105V41H107V39H109V37H110V38H111V37H114V39H116V37H119V36L121 37L122 34L124 35V36H122V37H126V36H129V37L134 36V37H135V36H138V37L140 38V37L143 36V37H144V38H143L144 40H146V39L148 40V38H146L145 36H153V37H149V38H150V39H151V38H154V39H156V40H159L158 38H160V36H164L163 38H161V39H164V38L166 37L165 35H167V36H168V35H171V37H172V36L175 37V40H174V38H173V40H172V44H173L174 41H175V42L179 41L178 39L181 38V37H183V36H184V37H185V36H190L192 39L195 38L194 40H196V38H197L198 40H199L200 38H202V41L204 42L203 45H204L205 42H208L206 39L209 40V38H211V37H212V38L215 37L216 39L219 38V37H222L221 40H219V41H222V39H223V37L225 36V34L228 35V36L230 37V36H232V34H237V33H239V31H240L239 28H240L241 25H247V24H248L247 26H249V24H252V26H253V24H254V25H255V24H257V25L260 24V25L262 26V25L264 24V4H262V3H257V2H254L252 5H251V3L249 2V5H250V6H249L248 4H246V2H244L245 4H243V5L241 4V5H240L239 3H241V0H237V1L234 0V1L237 2V3L235 2L236 4L233 3L232 1L229 2V0H228V2H227V0H221V1L217 2V3H215V4H211V3H210V2H212L213 0H212V1H211V0H209V1H208V0H185V1L182 0V1H181L182 4H180L181 2H178V4H175V3H174V5H172V3L169 4V3H167V1H164V0H163V1L160 0L161 3H160V2L153 3L154 1L152 2L151 0H148V2L151 1V3L149 2V3L145 4V6H144V10L147 9L148 11L145 12V13H142V14H137V13L135 12L134 9H137V12L139 11V13L141 12L140 10H138V8H139V9L141 8V7H138V6H139V4H138L139 1H138V0H136L137 2H135V0H134V2H133L132 0H131V1H129V0H115ZM115 1H114V2H115ZM144 1L146 2V0H144ZM169 1H171V0H169ZM215 1H216V0H215ZM238 1H240V2H238ZM243 1H245V0H243ZM257 1L259 2V0H257ZM260 1H261V0H260ZM9 2H10V1H8V6H6V5L4 4V5H5L4 7H6V8L8 7V8H9V6L12 4V3H9ZM12 2H13V1H12ZM20 2H23V3H24V2H27V0H26V1H20ZM40 2H39V3H40ZM107 2H108V1H107ZM145 2H143V3H145ZM171 2H172V1H171ZM183 2H184V3H183ZM207 2H209V3H207ZM262 2H263V1H262ZM2 3H3V2H0V5H1ZM23 3H22V4H19V3H18V4H19V5H22V6L27 4V3H26V4H23ZM33 3H32V4H33ZM43 3H42V4H43ZM102 3H103V2H102ZM105 3H106V2H105ZM143 3H142V4H143ZM203 3H204V5H206L205 7L202 6ZM212 3H213V2H212ZM247 3H248V2H247ZM263 3H264V2H263ZM9 4H10V5H9ZM14 4H15V3L13 2L12 5L15 7ZM28 4H31V2H30V3L28 2ZM28 4H27V6H28ZM34 4H33V5H34ZM37 4H38V3H37ZM37 4H36V5H37ZM72 4H71V5H72ZM96 4H97V3H96ZM103 4H104V3H103ZM106 4H107V3H106ZM137 4H138V5H137ZM237 4H238V5H237ZM36 5H35L36 8L40 7V6H36ZM40 5H41V3H40ZM43 5H44V4H43ZM97 5H99V4H97ZM100 5H99V6H100ZM235 5H237V6H235ZM245 5H246V6H245ZM2 6H3V5H2ZM22 6H21V7H22ZM46 6H47V5H46ZM140 6H141V5H140ZM234 6H235L236 8H235ZM239 6H240V7H239ZM241 6H242V7H241ZM48 7H49V6H47V8H48ZM136 7H137V8H136ZM142 7H143V6H142ZM202 7H203V9H202ZM237 7H238V8H237ZM10 8H12V7H10ZM16 8H17V7H16ZM16 8H15V9H16ZM18 8H20V7H18ZM28 8H29V7H28ZM33 8H34V6H33ZM33 8H31V9L33 10ZM40 8H42V10H45V9H44V8H45V5H44V8H43V7H40ZM47 8H46V9H47ZM50 8H48V9L50 10ZM91 8H94V9L91 10ZM1 9H4V8L0 7V10H1ZM22 9H23V8H22ZM29 9H30V8H29ZM65 9H66V10H65ZM88 9H90V10H88ZM34 10H35V9H34ZM38 10H39V9H38ZM54 10H53L54 13H52L51 16H52L53 14H55V11H54ZM15 11H17V10H15ZM47 11H48V10H47ZM101 11H104V12H101ZM142 11H143V10H142ZM6 12H7V11H6ZM40 12H42V11H40ZM48 12H49V11H48ZM105 12H106V14H104ZM10 13H12V12H10ZM13 13H14V12H13ZM16 13H18V12H16ZM34 13H35V12H34ZM42 13H43V12H42ZM42 13H41V14H42ZM49 13H50V12H49ZM61 13H62V12H61ZM4 14H5V13H4ZM39 14H40V13H39ZM41 14H40V15H41ZM44 14H45L46 16H48V14H46V13H44ZM13 15H14V14H13ZM15 15H16V14H15ZM21 15H22V14H21ZM37 15H38V14H37ZM40 15H39V16H40ZM42 15H43V14H42ZM45 15H43V17H42V16H41V17H42V18H45V17H44ZM55 15H56V14H55ZM55 15H53V17H55ZM16 16H18V14H17ZM32 16H33V15H32ZM35 16H36V15H35ZM39 16H38V19H39ZM51 16H50V17H51ZM18 17H19V16H18ZM36 17H37V16H36ZM48 17H49V16H48ZM48 17H47V18H48ZM56 17H57V16H56ZM59 17H60V14H59ZM59 17H58V18H59ZM1 18H2V15H1ZM10 18H11V16H10ZM19 18H20V17H19ZM26 18H27V17H26ZM4 19H5V18H4ZM20 19H22V17H21ZM40 19H41V18H40ZM40 19H39V20H40ZM2 20H3V19H2ZM8 20H9V19H8ZM16 20H17V19H15L14 21H16ZM42 20H43V19H42ZM42 20H41V21H42ZM26 23H27V21H26ZM36 23H40V21H39V22L36 21ZM42 23H43V22H42ZM15 24H16V26H15ZM158 24H160V25H158ZM209 24H215V25H213L214 28H215L216 24H230V25H229V28L232 27L231 24H235V25L238 24L239 26L236 27V29L238 28V29H237L238 31H236L237 33H235V30H236V29H232V30H234V32H233V31L230 30V29H229V30H226V29L228 28L226 25H224V26L222 25V27H221L220 30H218L217 32L213 33V34H216V33H218V32L220 33V31L223 30L222 33H220V35H222V36H220V35L217 36V37H216L215 35L213 36L212 34H210L211 31H210L209 33H207V32H204V33H203V32H202V34H200V33H201V31H200V30H201L200 27H201L202 29H206V30H207V27L209 26ZM5 25H6V24H5ZM7 25H8V27H9V30H10V31H15V32H14L15 35H17V37H16V36H15V37H16V39H18V38H19L18 35L20 36V34H19V33H20V30H18V29H21V27H20L21 24H18V25H19V28L17 27V22H16V23H13V24L10 23V24H7ZM7 25H6V26H7ZM9 25H10V26H9ZM12 25H13V26H12ZM29 25H30V24H29ZM260 25H259L258 28H261V29H259V30L263 32L264 28H263V30H262V27H261ZM0 26H1V28H2V25H1V24H0ZM26 26H27V29H28L29 31L32 30V29H29L30 27H29L28 25H26ZM40 26H41V27H40ZM43 26H44V27H43ZM157 26H158V27H157ZM225 26H226L227 28H226ZM252 26H249V27H251V28H255V27H252ZM23 27H24L23 29H24L25 31L22 30V29H21V31H22V32L24 31V35H25V36H26V34L29 35L30 32H29V33H25L27 29H26V27H25L24 24H23ZM213 27H212V29H213ZM249 27H245V26H244V29H243L242 31H243V32L246 31ZM263 27H264V26H263ZM5 28H6V27H5ZM39 28H40L41 30H43V31H41ZM197 28H199L198 31H200V32H197ZM216 28H217V27H216ZM224 28H225V29H224ZM233 28H235V26H234ZM245 28H247V29H245ZM251 28H250V30H252ZM256 28H257V27H256ZM7 29H8V28H7ZM7 29H6V31H8ZM210 29H211V28H210ZM28 30H27V32H28ZM36 30H37V31H36ZM194 30H195V32L197 33L196 35H195ZM248 30H249V29H248ZM259 30H258V32H257L258 34H259ZM1 31H2V30H1ZM10 31H9V32H10ZM17 31H19V33H16ZM202 31H203V30H202ZM256 31H257V30H256ZM256 31H255V33H256ZM22 32H21V33H22ZM34 32L32 31V34L35 35ZM169 32H170V34H168ZM7 33H8V32H7ZM12 33H13V32H12ZM240 33H241V32H240ZM257 33H256V35H257ZM22 34H23V33H22ZM42 34H41V35H42ZM199 34H200V35H199ZM248 34H250V33H248ZM252 34H254V32H253ZM252 34H251V36H252ZM11 35H12V34H11ZM24 35H22V36H24ZM53 35H54V36H53ZM139 35H140V36H139ZM201 35H202V36H201ZM245 35L247 36V34H245ZM245 35H244V36H245ZM61 36H62V37H61ZM100 36H99V37H100ZM158 36H159V37H158ZM177 36H178L179 38H178ZM180 36H181V37H180ZM197 36H198V37H197ZM238 36H239V35H238ZM246 36H245L246 40L249 38L248 41H250L251 37H246ZM253 36H254V35H253ZM253 36H252V38H253ZM258 36H260V34H259ZM261 36H262V37H261ZM261 36H260L261 39L258 38V39L260 40V42H261V40L264 38V32L262 33ZM42 37H43V36H42ZM70 37H69V38H70ZM120 37H119V38H120ZM129 37H128V38H129ZM138 37H137V38H138ZM156 37H158V38H156ZM168 37H169V36H168ZM190 37H189V39H188V37H187V40H188V41H191V43H192L194 40L190 39ZM229 37H228V38H229ZM240 37H241V36H240ZM254 37H257V36H254ZM20 38H21V37H20ZM22 38H23V37H22ZM25 38H26V37H24L23 39H25ZM27 38H28V37H27ZM27 38H26V39H27ZM30 38H32V37H30ZM30 38H28V39H30ZM37 38H39V37L37 36ZM53 38H51V39H53ZM69 38H68V40H71V39H69ZM95 38H96V39H95ZM166 38H167V37H166ZM215 38H214V39H215ZM26 39H25V40H26ZM40 39H41V38H40ZM92 39H91V40H92ZM130 39H131V38H130ZM132 39H133V38H132ZM143 39H141V40H139V41L144 42ZM171 39H172V38H169L168 42H166V43H169V41H171ZM204 39H205V40H204ZM229 39H230V38H229ZM229 39H228V40H229ZM240 39H243V38H240ZM240 39H239V40H240ZM258 39L255 40V38H253L252 40H254V41H258V43L255 42V44H259L260 42H259ZM18 40H19V39H18ZM36 40H37V39H36ZM49 40H50V39H49ZM66 40H67V39H66ZM87 40H86V41H87ZM109 40H110V39H109ZM212 40H213V39H212ZM239 40H238V41H239ZM243 40H244V39H243ZM246 40H244V41H240V42H242L243 45H246V47H247V43H248V41H247V43H244V42H246ZM20 41H21V40H20ZM22 41H23V40H22ZM28 41H29V40H28ZM86 41H85V42H86ZM96 41H98V40H96ZM96 41H95V42H96ZM132 41H133V40H132ZM151 41H153V40H151ZM154 41H155V40H154ZM164 41H165V40H163V42H164ZM166 41H167V39H166ZM196 41H197V40H196ZM199 41L201 42V40H199ZM219 41H218V42H219ZM223 41H225V42H229V41H227V39H226V40L224 39ZM254 41H253V42H254ZM263 41H264V39H263ZM29 42H30V41H29ZM40 42H41V41H40ZM42 42H44V41H42ZM50 42H52V41L50 40ZM56 42H57V41H56ZM58 42H59V41H58ZM78 42H79V41H78ZM78 42H75V43H78ZM81 42H82V41H81ZM81 42H79L78 44H81ZM83 42H82V44H83ZM89 42H90V41H89ZM158 42H159V41H158ZM200 42H199V43L197 42L198 44H195L196 42H195V43L193 42V43H194V44H193L194 47H197L198 45H199V47H200V46H203V45L201 44L202 42H201V43H200ZM214 42H216V41H214ZM250 42H251V41H250ZM36 43H37V42H36ZM60 43H61V45H62V43H65V40H64V42H60ZM75 43H74V45H76ZM160 43H162V41H161ZM164 43H165V42H164ZM164 43H162V45H164ZM177 43H178V42H177ZM212 43H213V42H212ZM230 43H231V42H230ZM232 43L234 44V41H233ZM232 43H231V45H230V46H231V47H230L231 49H232L233 47L236 48L237 46H238V48H237V49H234V48H233V50H232L233 52H232V51H230V48H229V50L227 51V48H226L225 44H224L225 48H224V46H223V47H220V46H222V45H220V46L218 47V50H219V51L222 50V49H219V48H223V49H225L224 52H223V50L221 51V52H223L224 54H222V53L220 52V55H216V54H215V53H216V49H215V50H214V51H215L214 54H215L216 56H213V59H214V60L209 59V57L212 56L211 53L214 52L213 50H212V51L210 50L209 52L207 51V53H206V50L204 51L203 48H199V47H198L196 50H197L198 52L200 51V49L203 50L204 53L207 54V56H205V57H208L207 61H209V60L212 61V62H210V63L208 62L209 64H207V65H210V64H213V65H210L209 68L206 67V65H205V67H206V69H205V67H204L202 64H199V63L197 64V62H196L195 64H196V65H202V68H201V69H202L203 72H204V71H207L206 73L211 72V73L213 74L212 70L209 71L208 69H211V67H213V68H214V71H216L217 69H215V68H219L217 65H219L220 63L223 64V63H224L223 61H228V60L231 61L230 58H231V59H234V61H235L236 64H237V61H236V60L239 59V60H241L240 62H241V64H242V63H243V60L246 59V61H247V58H248V57H251V56H249V53L252 52L253 50H255V51H253V52H256L257 56H256V54L254 53V54H255V58L253 59V61L251 60L253 63L250 61V62H251V63H250V66L252 65V66H251L252 68L250 67V69L253 70V69L257 68L258 66H259L260 68L264 66V63H263V65H262V61H261V59L264 58V57H263V56H264V54H263L264 51H263V53H260V52L258 53V51H261V49H262V48H260V47H261L260 45H259V47H258L259 50L257 49L256 45H255V48H256V49L252 46V47H253V50H252V48H251V49H250V52H249V50H247L249 47H248V48H245V46H244V47H241V48H244L245 50L248 51V53H247V51L245 52V54H246V55L248 54V55H247V56H244V53H242V52H244L245 50L243 49L244 51H242L241 48L239 49V45L236 46V44H235V46H234V45H232ZM237 43H238V42H237ZM19 44H20V43H19ZM19 44H18V46H19ZM28 44H29V43H28ZM170 44H171V43H170ZM188 44H189V43H188ZM206 44H207V43H206ZM248 44H249V43H248ZM250 44H252V43H250ZM260 44L262 45V43H260ZM13 45H14V44H13ZM20 45H21V44H20ZM23 45H24V44H23ZM69 45H70V47L72 46V44H69ZM106 45L109 46V47L107 46V49H108V48H110V45H111V44L109 45V43H108V44H106ZM113 45H114V44H113ZM113 45L111 46V47L113 48V50L110 48L111 51H112L113 53H115V52H116V53H119L120 51L117 49L118 46H115V45L113 46ZM125 45H127V44H125ZM139 45H140V44H139ZM139 45L134 43V45L132 44L131 46H130V45H128V46H130L132 49H135V48H134L135 46H138V47H139V48H138L139 50H138V49L135 50V53H134V54H136V52L139 51L141 55L146 53V54H147V57H150V54L152 53L153 56H154V54H155L154 52L156 51L155 48H153L152 46H148V47L146 48L145 46H146L147 44L144 46L145 48L142 47V46H139ZM143 45H144V44H143ZM159 45H160V44H159ZM177 45H178V44H177ZM177 45H175V46H177ZM182 45H183V44H182ZM182 45H181V46H182ZM195 45H196V46H195ZM215 45H216V44H215ZM217 45H218V44H217ZM217 45H216V46H217ZM252 45H253V44H252ZM18 46H16V47H18ZM63 46H65V45H63ZM76 46H78V45H76ZM86 46H87V45H86ZM168 46H169V45H168ZM175 46L173 45V47H175ZM183 46H184V45H183ZM186 46H187V45H185L184 47H179V48H180V50L183 49V48L186 49ZM190 46H191V45H190ZM205 46H206V45H205ZM205 46H204V47H205ZM208 46H209V44H208ZM241 46H242V45H241ZM19 47H21V46H19ZM19 47H18V48H19ZM49 47H51V46H49ZM53 47H56V46H53ZM60 47L62 48V46H60ZM60 47H57V48H60ZM66 47H67V45H66ZM68 47H69V46H68ZM82 47H83V48L80 49V50H83V49H84V46H82ZM114 47H115V48H114ZM140 47H141V48H140ZM154 47H155V46H154ZM192 47H193V46H192ZM250 47H251V46H250ZM262 47H263V46H262ZM61 48H60V49H61ZM98 48H101V46H99ZM98 48H97V49H98ZM136 48H137V47H136ZM142 48H143V49H142ZM149 48H150V49H149ZM162 48H163V46L158 48V50L160 51V54H161V55H162L163 52H162L160 49H162ZM164 48H165V47H164ZM164 48H163V49H164ZM168 48H169L168 53L171 55L172 52H173V50H174L175 48H174V49H173V48L170 49L171 47H168ZM190 48H191V47L188 46V49H190ZM207 48H208V47H207ZM62 49H64V48H62ZM66 49H67V48H66ZM88 49H92V48H88ZM88 49H87V47H85L84 50H86V52H87ZM97 49H96L95 51L90 50V55H89V59H88L90 63L88 62L87 65H86L85 61L82 62L84 59H83V60L81 59V60H82V61H81V62H82V66L84 67V69H82V70H84V71L81 72V73H85V74H87V71L85 72V69H86L85 66H87V67L89 66L92 70H93V69L96 70V71H95L96 73H97L98 71H99V73H101V71H103V70L100 69V66H101V65H102V66L104 65V66H106V67H107L108 65H109V66L112 65V64H107V63H111V62H112V59H115V58L112 56L111 59H108L107 55L105 56L104 54H103V55H104V57H107L108 62H107V61L103 62L102 59L100 58V62H101V64H98V61L96 60V58L93 57V56L96 55V57H97V59H98V58L101 56V53H100L99 50H97ZM101 49H102V48H101ZM114 49H115V50H114ZM140 49H141L143 52H142ZM145 49H146V50H149V51L146 52V51H144ZM152 49H153V50H152ZM165 49H167V48H165ZM184 49H183V50H184ZM188 49L185 50V51H189L188 54H190V50H191V49H190V50H188ZM193 49H194V48H193ZM193 49H192V50H193ZM211 49H212V48H211ZM37 50H38V49H37ZM58 50H59V49H58ZM64 50H65V49H64ZM70 50H71V48H70ZM84 50H83V51H84ZM117 50H118V51H117ZM127 50H128V49H127ZM170 50H172V52H170ZM180 50L177 48V51H178V52H179ZM208 50H209V49H208ZM239 50H240V51H239ZM251 50H252V51H251ZM257 50H258V51H257ZM262 50H264V49H262ZM43 51H44V50H43ZM45 51H46V50H45ZM50 51H51V50H50ZM50 51H49V52H50ZM53 51H54V50H53ZM53 51H52V52H53ZM91 51H93V52H91ZM152 51H154V52H152ZM193 51H194V50H193ZM229 51L232 52V54H231ZM36 52H38V51H36ZM39 52L41 53L40 50H39ZM63 52H64V51H63ZM63 52H59V53H62V54H63ZM75 52H76V51H75ZM77 52H78V51H77ZM80 52H81V51H80ZM80 52H79V53H80ZM88 52H89V51H88ZM88 52H87V53H88ZM96 52H97V54H96ZM98 52H99V53H98ZM139 52H137V53H139ZM144 52H145V53H144ZM148 52H149V53L151 52V53L148 55ZM161 52H162V53H161ZM183 52H184V51H183ZM183 52L181 51V53H183ZM225 52H227V53H225ZM253 52H252V53H253ZM16 53H18V52H16ZM19 53H21V52H19ZM29 53H30V52H29ZM43 53H44V52H43ZM50 53H51V52H50ZM53 53H54V52H53ZM53 53H52V54H53ZM84 53H85V52H83L82 54L84 55ZM92 53H93V54H92ZM102 53H104L103 49H102ZM123 53H124V52H123ZM129 53H130V52H129ZM173 53H174V52H173ZM181 53H180V56H185V57H186V56L188 55L187 53L181 55ZM191 53H192V52H191ZM193 53L196 54V56H197V52H196V51H194ZM193 53H192L190 56H189V55H188V56H189V57H193V56H192ZM202 53H203V52H202ZM202 53H198V54L201 55ZM204 53H203V54H204ZM229 53H230V54H229ZM252 53H250V54L252 55ZM27 54H28V53H27ZM27 54H26V56H27ZM33 54H35V52H34ZM65 54H66V53H65ZM80 54H81V53H80ZM88 54H89V53H88ZM119 54H120V55H119ZM119 54H118V56H116V60H113L114 62H115V61H118L117 58L120 59L123 55H125V54L121 55V54H122L121 52H120ZM130 54H131V53H130ZM165 54H166V52H165L163 55L165 56ZM169 54H168V55H169ZM174 54H175V53H174ZM177 54H178V53H177ZM177 54H175V55H177ZM186 54H187V55H186ZM209 54H210V56H208ZM217 54H219V53L217 52ZM259 54H260V56H259ZM261 54H263V55H261ZM14 55H15V54H14ZM31 55H32V54H31ZM36 55H37V54H36ZM39 55H40V54H39ZM39 55H38V57H39ZM67 55L70 56V54H67ZM72 55H73V54H72ZM77 55H79V54H77ZM83 55H82V56H83ZM97 55H98V56H97ZM116 55H117V54H116ZM131 55H132V54H131ZM161 55L158 56V57H161ZM163 55H162V57H161V61L163 60ZM175 55H173V58H174ZM178 55H179V54H178ZM40 56H41V55H40ZM46 56H47V55H46ZM53 56H55V55L53 54ZM59 56H60V57H59L60 59L63 58V57H65V55H64V56L62 55V57H61V54H60ZM84 56H85V55H84ZM87 56H88V55L86 54V57H87ZM91 56L93 57V60L95 59L96 62H95V61H94V62L92 61V59L90 58ZM114 56H115V55H114ZM119 56H121V57H119ZM196 56L194 55V58H196ZM243 56H244V59L242 60ZM253 56H254V55H253ZM253 56H252V58H253ZM258 56H259L260 58H259ZM261 56H262V57H261ZM0 57H1V56H0ZM2 57H3V56H2ZM16 57H17V56H16ZM19 57H22L21 54H20V56L18 55L17 58H19ZM32 57H34V56H32ZM38 57H37V58H38ZM55 57H57V56H55ZM73 57H75V56H73ZM86 57H85V58H86ZM140 57H141V56H140ZM144 57H146V56H144ZM158 57H156V58H158ZM178 57H179V56H178ZM178 57H177V58H178ZM189 57H187V58H189ZM198 57H199V56H198ZM198 57H197V58H198ZM239 57H240L241 59H240ZM28 58L30 59V57H28ZM41 58H42V57H41ZM59 58H58V59H59ZM69 58H70V57H69ZM71 58H72V56H71ZM77 58L79 59V56H78ZM80 58H83V57L80 56ZM109 58H110V57H109ZM123 58H125V57H123ZM123 58H122V59H123ZM154 58H155V56H154ZM156 58H155V59H156ZM166 58H167V57L165 56L164 59H166ZM179 58H180V57H179ZM194 58H192V60L189 58L188 60H186V63H188V61H189V62L191 61L190 63L194 62V61H195ZM197 58H196V60L200 59V57H199L198 59H197ZM201 58H202V57H201ZM256 58H257V59H256ZM10 59H11V58H10ZM34 59H36V58L34 57ZM34 59H32V60H34ZM42 59L45 60L46 58L43 57ZM48 59H49V58H48ZM58 59H57V60H58ZM60 59H59V60H60ZM74 59H75V58H74ZM74 59L72 60L73 63L76 61V60L74 61ZM78 59H77V60H78ZM105 59H106V58H105ZM128 59H129V57H128ZM130 59H131V58H130ZM134 59H135V58H134ZM137 59H138V58H137ZM151 59H153V57H151ZM169 59H170V56H169ZM220 59L222 60V62H221ZM248 59H249V58H248ZM258 59L261 61V63H260L261 65H259L258 62H260V61H258ZM36 60L38 61V59H36ZM36 60H34V61H36ZM86 60H87V59H86ZM123 60H125V59H123ZM126 60H127V57H126ZM146 60H147V58H146ZM166 60H167V59H166ZM166 60H163V62L166 61ZM172 60H173V59L170 60V63H171ZM179 60H182V61H179V62H182V64L180 63L181 66L186 65V64L183 65V63L185 62L184 59H179ZM200 60H201V59H200ZM200 60H198V61H200ZM216 60H218V63H216V62L214 63V61H216ZM254 60H256V61H254ZM263 60H264V59H263ZM9 61L12 62V60H9ZM19 61H20V60H18V61L16 60V62H19ZM25 61H27V59H26ZM37 61H36V62H37ZM91 61H92L93 63H91ZM152 61H153V60H152ZM234 61H233V62H234ZM257 61H258V62H257ZM16 62L14 61V62L10 63V65H11V64L14 65L13 63H16ZM20 62H21V61H20ZM20 62H19L18 64H15V66L17 65L18 67H20V70H22L23 68H21L22 66H20V64L22 65V63H20ZM22 62H24V61H22ZM27 62H28V61H27ZM27 62H25V63L27 64ZM45 62H47V61H45ZM49 62H50V60H49L47 63H49ZM79 62H80V61H79ZM100 62H99V63H100ZM120 62H121V63L118 62L115 66H117L118 64H123V66H124V64H125L126 66H128V64H126V63H128V62H129V65H130V63H131V66H132V62H133V60H132V62H131L130 60H129V61L127 60L126 62L124 61V63H122V61H121V59H120ZM143 62L146 63V61H143ZM143 62H141V64H143ZM148 62H150V59H149V58H148L147 63H148ZM176 62L179 64L178 60H177ZM176 62H175V61L173 62V63H175L176 65L173 64V63H171V64H172V65H175V67L172 66V68L174 67V68H176V70H177V68L180 69L181 66H180V65H177ZM202 62H203V60H202ZM202 62L200 61V63H202ZM240 62H238V63H240ZM244 62H245V61H244ZM254 62H257L258 64L255 63V65H258V66H254ZM263 62H264V61H263ZM30 63H32V61L29 62V64H30ZM43 63H44V61H43ZM50 63H51V62H50ZM69 63H70V66H71V63H72V62H69ZM69 63H67L66 65H68ZM83 63H84V64H83ZM94 63H96V64H94ZM102 63H103V64H102ZM168 63H169L168 60H167V64H166V63H165V64L162 63V65H163V64H164V65H167V69H166V70L164 69L166 72L169 71V69H171V67H170V63H169V64H168ZM190 63H188L189 66H188V64L186 65V66L189 67V69H188L189 71L185 68V69L187 70V72H192V71H193V70L190 71V67H191ZM203 63H204V62H203ZM37 64H38V63H37ZM52 64H53V63H51V65H52ZM54 64H55V63H54ZM74 64H75V63H74ZM76 64H77V63H76ZM91 64H92V67L90 66ZM105 64H106V65H105ZM114 64H115V63H114ZM137 64H140V63H136V64H134V62H133V65H136V66H137ZM155 64H156V63H154V65H155ZM158 64H159V62H158ZM204 64H206V63H204ZM236 64H234V65L236 66ZM245 64L248 65L249 63L247 62V63H245ZM12 65H11V67H8V68H11V72H12V67H13V69L16 68V67H14V66H12ZM40 65H41V64H40ZM40 65H39V66H40ZM44 65H45V63H44ZM61 65H62V64H61ZM84 65H85V66H84ZM95 65H97V66H95ZM144 65H145V64H143V66H144ZM149 65H150V64H149ZM149 65H148V66H149ZM234 65H232V66H233V69L235 68ZM34 66H36V65H34ZM34 66H33V67H34ZM54 66H56V65H54ZM62 66L64 67L65 65H62ZM62 66H61V67H62ZM70 66H69V67H70ZM82 66H81V67H82ZM94 66H95L96 68H95ZM102 66H101V68H102ZM109 66H108V67H109ZM123 66H122L121 68H124ZM131 66H128V70L132 69V67H133V68L135 67V66H132V67H131ZM148 66H147V67H148ZM151 66L153 67V64H151L150 67H151ZM155 66H156V65H155ZM168 66L170 67L169 69H168ZM176 66H177V67H176ZM178 66H180V67H178ZM194 66H195V65H194ZM194 66H192L191 68H195ZM214 66H215V67H214ZM216 66H217V67H216ZM223 66H224V64H223ZM239 66H240V64L238 65V67H239ZM243 66H244V65L242 64L240 67H243ZM23 67H24V66H23ZM42 67H43V65H42ZM77 67H78V65H77ZM89 67H88V68H89ZM106 67H104L103 69L105 70ZM108 67H107V69H108ZM110 67L112 68V66H110ZM110 67H109V68H110ZM118 67H119V68H118L119 71L121 72V70H120V65H119ZM129 67H130V69H129ZM161 67H163V66H161ZM161 67H159V68H161ZM164 67H165V66H164ZM184 67H185V66H184ZM200 67H201V66H200ZM259 67H258V68H259ZM72 68H73V66H72ZM72 68H69V69L73 70ZM88 68H87V70H88ZM90 68H89V70H90ZM97 68L100 69L101 71L98 70ZM144 68H145V67H144ZM174 68H173V69H174ZM197 68H198V66H196V69H197ZM213 68H212V69H213ZM228 68H229V67H228ZM236 68H237V66H236ZM236 68L234 69L235 71H236ZM248 68H249V65H248ZM260 68H259V69H260ZM17 69H18V68H16V70H17ZM26 69H27V68H26ZM26 69H23V70L26 71ZM34 69H35V67H34ZM38 69H39V67H37V70H38ZM61 69H63V68H61ZM64 69H65V67H64ZM79 69H80V68L78 67V73H79ZM173 69H171L169 72H171V71L174 72L175 69H174V70H173ZM179 69H178V70H179ZM183 69H184V68H183ZM185 69H184L185 72H183L182 69H181V72L186 73V70H185ZM199 69H200V68H199ZM199 69H197V70H199ZM238 69H239V68H238ZM245 69H246V68H245ZM7 70H8V69H6V71H7ZM9 70H10V69H9ZM16 70L13 71V72H16ZM18 70H19V69H18ZM20 70H19V71H20ZM28 70H29V68H28ZM47 70H49V69H47ZM80 70H81V69H80ZM112 70H113V69H112ZM132 70H135V69H132ZM158 70H159V69H156L155 71H158ZM176 70H175V71H176ZM239 70H240V69H239ZM241 70H242V69H241ZM262 70H263V69H262ZM6 71H5V72H6ZM29 71H30V70H29ZM29 71H27V73H28ZM31 71H32V70H31ZM31 71H30V72H31ZM42 71L44 72L45 69L42 70ZM53 71H55V70H53ZM61 71H63V70H61ZM64 71H65V70H64ZM64 71H63V72H64ZM110 71H111V70H110ZM117 71H118V70H117ZM117 71H116V73H117ZM135 71H136V70H135ZM202 71H199V72H202ZM22 72H24V71H22ZM45 72H46V71H45ZM50 72H51V71H50ZM56 72H57V70H56ZM56 72H55V73H56ZM69 72H71V71L69 70L67 73H69ZM74 72H75V71H74ZM153 72H154V71H153ZM153 72H152V70H151L149 73H153ZM158 72H160V71H158ZM158 72H155V73L158 74ZM161 72H164V71H161ZM179 72H180V71H176V72L173 73V75L176 76V75H178L177 73H179ZM195 72H196V70H195ZM51 73H52V72H51ZM57 73H58V72H57ZM67 73H66V74H67ZM75 73H77V71H76ZM88 73H89V72H88ZM96 73H95V74H96ZM106 73H107V71H106ZM137 73L140 74L141 72H137ZM155 73H153V74H155ZM183 73H181V74H183ZM14 74H16V73H14ZM20 74H21V73H20ZM59 74H61L60 71H59ZM59 74H58L57 77H59ZM72 74H73V73H72ZM72 74L70 75L71 77H72ZM79 74H80V73H79ZM79 74H78V76H79ZM104 74H105V71H104ZM107 74H109V72H108ZM107 74H106V75H107ZM113 74H114V73H113ZM113 74H112V75H113ZM125 74H127V75H125ZM129 74H131L130 71L127 72V71L125 70V72L123 73V75H125V76H121V75L118 76V75H115V74H114V76H112V77H105V78L103 79V80H104V81H103L104 84L107 83V82H109V81H111V82H112V81H115V83H113V86H111V87L108 86V87H109L108 89L106 88V92H107V94H104V93L102 94V93H101V95H100L98 98H99L100 101L103 100L104 98H106V100H107L108 98H109V99H112L111 101H113V99H114V101L111 103V105H112V106L114 105V107H112V106L109 105V102H111V101H109V102L107 101L108 104L105 103L106 105L104 104L103 106H102V105H98V98H96L97 101H96V99H95L94 102L96 103V105H97V107H98V108H97V107L95 106V107L98 109V111H97L96 108H95V111H97V112H95L94 110H91V111H92V114H93V112L96 113V114L93 116V117H94V120H95L94 124L99 123V124L102 126V125L105 124V121L108 120V123H107V125H108L109 122L112 120V118H113V117L115 118L116 115L118 116V117H116V118H119V115H120V116H121L120 119L122 118V116H125V115L128 116V115H130L131 117H132V116H134V117H133V118H128V117H130V116L125 117V118H127V120H128V121H127V120L125 119V121H127L128 124H127V125L124 124V125L126 126V127L124 126L125 129H126V128L128 129L127 131H129V132L131 131V133H133V132H136V131L139 130L138 132H140V130H141L140 128L147 127V125H150V123H152L153 126H151V127H154V125H155V128L158 129V130L151 128V129H153V132H152V130L149 128V127H150V126H149L148 128H149L150 130L146 128V129L149 131V133H150L149 135L151 136V134L153 133L154 136H155L156 133H159V132H161V130H162V132L159 133V134H160V137H159V135H158V137H159L160 139H162V138H163V131L166 132V130L168 131V129H169V132H171L172 129H174V128H172L171 131H170V128L173 127V125H171V127H169V128L167 127L166 130H165V129H160V127H161L162 124H163V126H164V124L167 123V124L170 126V124H169L170 122H169V121H171L172 118L169 117V119H168V118L166 117V116H169L168 113L170 112V114H175V113L173 112L174 109H173V110L170 109L171 111H169V108H168V107H167V109L165 108L166 105L169 104V102L167 103V102H166L167 100H165V99H166V96L169 95V93H170L171 90L169 89L170 91L168 90L169 93H167L168 91L164 90L165 88H163V89H162V93H163V94H162V93L160 94L162 98H161V97H158L159 100H160V98L163 99V96L165 97V99L159 101L160 104L163 105V106L166 104V105L164 106V108H165L166 111L163 110L164 108L162 107V108H163L162 111H164V112L161 113V114H162V115H161V114H159V112H161V109H160V106H161V105L159 104V102H158V103H156V102L151 103L153 100L156 99V98H154V97H156V96H160V95H156V94L153 95V94H152V95L154 96V97L152 96V98H154V99H151V98H150L151 95L147 97V98H150V99H143V98H141V96H139L138 93H137V92H139V91H138V86H137V87L135 86V85H137V84H136V82H137V80H136V79H137V76H136V79H135L134 74H135V75H137V74H136V73H133V72H132V74H131L130 76H129ZM143 74H144V73H143ZM167 74H168V73H167ZM171 74H172V72H171ZM171 74H170V75H171ZM209 74H210V73H209ZM8 75H9V74H8ZM18 75H19V74H17V76H18ZM28 75L31 76L30 74H27V76H28ZM32 75H33V73H32ZM76 75H77V74H76ZM97 75H98V73H97ZM150 75H151V74H150ZM158 75L161 76V75H163V73H159ZM173 75H172V76H173ZM179 75H180V73H179ZM12 76H14V75H12ZM17 76H16V77H17ZM51 76H53V73H52ZM51 76H50V78L48 77V79H51ZM62 76H63V75H62ZM94 76H95V75H94ZM99 76H101V75L99 74ZM147 76H149V75H146V77H147ZM152 76H153V75H152ZM155 76H156V75H155ZM174 76H173V77H174ZM9 77H10V75H9ZM14 77H15V76H14ZM22 77H24V76H23V73H22ZM55 77H56V76H55ZM75 77H77V76H75ZM142 77H145V76L143 75V76H141V78H142ZM146 77H145V78H146ZM0 78H1V77H0ZM4 78H5V77H3V79H4ZM24 78L27 79V80H29V78H27V77H24ZM52 78H53V77H52ZM94 78H95V77H94ZM145 78H144V79H145ZM149 78L153 79L152 77H149ZM149 78H148V80H150ZM1 79H2V78H1ZM3 79H2V80H3ZM8 79H9V78H8ZM11 79H13V77H11ZM14 79H15V78H14ZM19 79H20V78H19ZM19 79H18V80H19ZM21 79H22V78H21ZM44 79H45V78H44ZM78 79H80V78H78ZM138 79H140V78L138 77ZM144 79H143V80H144ZM146 79H147V78H146ZM167 79H168V78H167ZM175 79H176V78H175ZM178 79H179V77H177V79L175 80L176 83L174 82V83L171 85V87H170L171 89H174V88L177 86V80H178ZM4 80H5V79H4ZM18 80H16V81H18ZM35 80H36V79H35ZM54 80H55V79H54ZM54 80H53V81H54ZM75 80H76V79H75ZM96 80H97V79H96ZM134 80H136V81H135V84L132 85V82H133ZM148 80H146V81H148ZM7 81H9V80H7ZM7 81H6V82H7ZM14 81H15V80H14ZM14 81H13V82H14ZM45 81H46V80H45ZM47 81H48V80H47ZM47 81H46V82H47ZM90 81H91V79H90ZM94 81H95V80H94ZM146 81H145V82H146ZM151 81H152V80H151ZM151 81H150V82H151ZM154 81H155V79H154ZM156 81L159 82L158 79H156ZM169 81H171V80H169ZM169 81H168V82L166 81V84H165V83L163 84V83H162L163 81H160V82H159V85H158V83L154 82L156 85L153 83L152 86H153V87L156 86V87H154V88H156V91L154 90V88H153L152 86H151L152 88H151V87H147L146 89L151 88L155 93H159V92H158V91H159V88L161 89V88L164 87L165 85L168 86L167 83H169ZM4 82H5V81H4ZM11 82H12V80H11ZM13 82H12V84H13ZM29 82H30V81H29ZM34 82H36V81H34ZM41 82H42V81H41ZM46 82L43 81L42 83L45 84ZM70 82H71V81H70ZM79 82H80V81H79ZM79 82H77V83H79ZM148 82H149V81H148ZM148 82H147L146 84H149V83H150V82H149V83H148ZM172 82H173V81H171V83H172ZM1 83H2V82H1ZM1 83H0V84H1ZM7 83H8V82H7ZM16 83H17V82H16ZM26 83H27V82H26ZM81 83H82V82H81ZM161 83H162V87H158V86L161 85ZM171 83H169V85H170ZM2 84H3V83H2ZM10 84H11V83H10ZM30 84H31V83H30ZM30 84H29V85H30ZM32 84H33V83H32ZM34 84H35V83H34ZM34 84L32 85V88H38V87H40V86H34ZM46 84H47V83H46ZM70 84H72V83H69V82H68V85H70ZM107 84H108V83H107ZM138 84H139V83H138ZM146 84H145V85H146ZM27 85H28V84H27ZM27 85H25V86H27ZM55 85H56V84H55ZM75 85H76V86H75ZM75 85H74L75 87H78V85H80V83H79V84H76V83H75ZM95 85H96V84H95ZM140 85H143V84H139V87H140ZM145 85H144V86H145ZM173 85H174V86H173ZM33 86H34V87H33ZM66 86H67V84H66ZM133 86H134L135 88H134ZM144 86H141V87H143V89H142L143 92L140 91L141 95H143V94L145 93V91H146V90L144 89V88H145ZM166 86H165V87H166ZM27 87H28V86H27ZM29 87H30V86H29ZM29 87H28V88H29ZM57 87H58L59 89L61 88V87H59V85L56 86V88H57ZM62 87H63V86H62ZM103 87H104V86H103ZM105 87H106V86H105ZM105 87H104V88H105ZM168 87H169V86H168ZM20 88H21V87H20ZM24 88H25V87H24ZM32 88H30V89L33 90ZM47 88H48V91H49V88H50V87L48 86ZM51 88L56 89L55 87H51ZM73 88H74V87H73ZM73 88H70V89H73ZM78 88H79V87H78ZM97 88H98V87L96 86V87H95V90H96ZM166 88H167V87H166ZM10 89H11V87H10ZM21 89H23V88H21ZM21 89H20V90H21ZM30 89H29V90H30ZM39 89H40V88H39ZM39 89H35V90L38 91ZM59 89H57L58 94H59V92H60V90H61V89H60V90H59ZM67 89H68V92L71 91V90L69 91V87H67ZM67 89H66V91H67ZM74 89H75V92H76V88H74ZM99 89H100V86H99ZM136 89H137V90H136ZM12 90H13V89H12ZM12 90H9V91H12ZM14 90H15V89H14ZM14 90H13V91H14ZM24 90H25V89H24ZM26 90H27V89H26ZM26 90L24 91V93H25V92H28V90H27V91H26ZM100 90H101V89H100ZM100 90H99V91H100ZM135 90H136V95H138V97H140L143 101L146 100L145 102H147V100H148V103H149V100H152V101L149 103L148 106H147L148 103L146 104V106H144L145 103H144V102L141 103L142 100H141L140 98H139V99H135V100H137L136 102H138L139 100H141V101H139L140 103L135 104V105H138V106H139L138 108H139L140 110H141V107H142V108H145V109H147V110H150V109L153 108V107H152V108L150 107L151 104H152V106H153V104H158V106H155V107H158L159 109L156 108V110H155V107H154V109H152L153 114H152L151 112H149V113H150L152 116H153L154 114H156V115H154L155 118H156V116H160V115H161V118H156V119H155L154 116L152 117L151 115L147 117V116H145V115H146V113H147V114H149V113H148V112H145V111H146L145 109H143V110H145V111H142V112H143V113H142V112H140V110H139V112H138V108H137V109L135 108L136 110H134V109L132 108V107L135 106V105L132 106L131 104H133V102L131 103L130 101H132V100L129 101V99H132V98H133L131 95L135 94V92H133V91H135ZM139 90H140V89H139ZM152 90H151V93H153ZM44 91H45V92H44V95H43V96H44L43 99H44L45 101H47V100H46L47 98H45V97H48V96H45V93H47L48 91L46 92L45 89H44ZM63 91H64V89H63ZM66 91H64L65 93H64V92H62V93H63L64 95L67 94L68 92H66ZM97 91H98V90H97ZM111 91H112V92H111ZM147 91H148V90H147ZM147 91H146V92H147ZM149 91H150V90H149ZM149 91H148V92H149ZM163 91H164V92H163ZM31 92H32V91H31ZM39 92H40V91H38V93H39ZM72 92H73V91H72ZM131 92H132L133 94H131ZM160 92H161V90H160ZM171 92H172V91H171ZM11 93H12V92H11ZM24 93H23V94H24ZM28 93H29V92H28ZM32 93H33V92H32ZM35 93H37V92H35ZM56 93H57V92H55L54 94L56 95V98H57L58 95H57ZM60 93H61V92H60ZM97 93H98V92H97ZM109 93H111L112 95L109 94ZM142 93H143V94H142ZM149 93H150V92H149ZM149 93H147V94L145 93L144 96L149 95ZM165 93H166L167 95H166ZM26 94H27V93H25V95H26ZM70 94H71V97H72V93H70ZM70 94H69L68 96H70ZM108 94H109V95H108ZM116 94H117V95L119 94L120 96H119V95L117 96ZM172 94H173V93H172ZM3 95H4V94H3ZM3 95H2V96H3ZM10 95H11V94H10ZM47 95H49V93H47ZM55 95H54V96H55ZM81 95H83V94H81ZM115 95H116V96H115ZM165 95H166V96H165ZM15 96H16V95H14V97H15ZM23 96H24V95H22V98H23ZM27 96H28V95H27ZM33 96H34V95H33ZM33 96H31V97H33ZM39 96H41V95L39 94ZM61 96H62V95H61ZM61 96H60V97H61ZM106 96H109V97L107 98ZM113 96H115V97L112 98ZM133 96H134V95H133ZM169 96H170V95H169ZM169 96H167V97H169ZM7 97H9V96H7ZM12 97H13V95H12ZM36 97H37V96H36ZM58 97H59V96H58ZM62 97L64 98V96H62ZM62 97H61V98H62ZM74 97H75V96H74ZM74 97H73V98H74ZM100 97H101V99H100ZM110 97H111V98H110ZM142 97H143V96H142ZM172 97H173V96H172ZM0 98H1V97H0ZM20 98H21V97H20ZM33 98H34V97H33ZM116 98H118V100H117ZM144 98H145V97H144ZM12 99H13V98H12ZM14 99L16 100V98H14ZM14 99H13V100H14ZM34 99H35V98H34ZM39 99L41 100V99H42V96H41V98H39ZM39 99H38L37 102H40ZM64 99H65V98H64ZM87 99H88V98H87ZM90 99H91V98H89V101H90ZM119 99H121L122 101H124V100L126 101L125 103L123 102L124 105H123L122 101L119 100ZM158 99H156V100H158ZM7 100H8V99H7ZM35 100H36V99H35ZM35 100H32V101H35ZM48 100H49V99H48ZM55 100H56V99H55ZM62 100H63V99H62ZM85 100H86V98H85ZM91 100H92V99H91ZM106 100L103 101V102L101 101L102 103L99 101V103L103 104L104 102H106ZM115 100L120 101V102H116ZM174 100H175V99H174ZM174 100H173V101H174ZM16 101H17V100H16ZM26 101H27V100H26ZM26 101H24V104H25ZM58 101H59V98H58ZM60 101H61V100H60ZM60 101H59V102H60ZM67 101H68V100H67ZM86 101H87V100H86ZM169 101H171V102L173 103L172 100H169ZM17 102H18V101H17ZM48 102L51 103V100H49ZM48 102L45 103L46 105L44 104V101H42V102H40V103H43L44 108H46L45 106H48ZM84 102H85V101H84ZM114 102H116V104H115ZM2 103H3V102H2ZM14 103H15V102H14ZM26 103L28 104L27 106H29L28 101H27ZM32 103H34V102H32ZM35 103H36V102H35ZM40 103H39V104L36 103V104H35L36 106H34V107H37V108L40 106V108H38V110H39V109L41 110V108H42V106H43V105H41ZM56 103H57V102H56ZM79 103H80V102H79ZM89 103H90V102H88V103H86V104H88L89 107H90V104H89ZM113 103H114V104H113ZM118 103H120V104L122 103V104H121V105H122V106H121V110H119V111H117V109L120 108V107H119L120 105H119ZM126 103H127V104H126ZM143 103H144V104H143ZM164 103H165V104H164ZM7 104H8V103H7ZM84 104H85V103H84ZM117 104H118V106H117ZM141 104H142V105H141ZM174 104H175V101H174L173 104L170 103L169 105H171L170 107L174 108V107L172 106V105H174ZM25 105H26V104H25ZM37 105H38V106H37ZM51 105H52V104H51ZM92 105H94V104L92 103ZM108 105H109L110 107H109ZM125 105H128V107H125ZM0 106H1V104H0ZM3 106H4V105H3ZM100 106H101V109L99 108ZM104 106H106V107H104ZM115 106H117L118 108L115 107ZM140 106H141V107H140ZM19 107H20V106H19ZM21 107H22V106H21ZM32 107H33V104H32ZM85 107H87V105H86ZM91 107H92V106H91ZM91 107H90V108H91ZM102 107L105 108V110L109 107L108 109H111V111H109V110L107 109V110L109 111V114H108V112H106L107 110L105 111V113H103L104 111H102V110H103ZM122 107H123L124 109H122ZM135 107H136V106H135ZM146 107H147V108H146ZM30 108H31V107H30ZM44 108H43V110H45ZM113 108H114V110H113ZM125 108H126V109H125ZM20 109H21V108H20ZM35 109H36V108H34V110H35ZM87 109H88V107H87ZM99 109H100V110H99ZM21 110H22V109H21ZM28 110H29V108H28ZM38 110H37V111H38ZM78 110H79V109H78ZM81 110H82V109H81ZM83 110H84V109H83ZM122 110H123V112H124V110L127 111V112H126V113H123V112H122L124 115L119 114V112L122 111ZM154 110H155V111H154ZM24 111H25V110H23V112H24ZM35 111H36V110H35ZM25 112H27V111H25ZM88 112H90V111H88ZM114 112H115L116 114H115ZM128 112H129V113H128ZM137 112H138V113H137ZM144 112H145V115H144ZM154 112H155V113H154ZM156 112H158V113H156ZM165 112H166V113H165ZM39 113H40V112H39ZM73 113H74V112H73ZM120 113H121V112H120ZM164 113L167 114V115H165L166 118H165V117H164V118L167 119V121L169 120V121H168L169 123H168L167 121H164L165 119L162 117V116L164 115ZM31 114L34 115V112H32ZM35 114H36V113H35ZM79 114H81V112H80ZM158 114H159V115H158ZM7 115H8V114H7ZM9 115H10V114H9ZM25 115H26V114H25ZM37 115H39V114H37ZM46 115H47V114H46ZM74 115L76 116V113H75ZM87 115H88V114H86V116H87ZM142 115L145 116V117H144L145 120L143 119V116H142ZM19 116H20V115H19ZM26 116H27V115H26ZM40 116H41V114L39 115V117H40ZM75 116H73V117H75ZM172 116H173V118H174V115H171V117H172ZM5 117H6V115H5ZM5 117H4V120L2 119V121H5V120H8V119H9V122H13V120L10 121V118H9L8 116H7V119H5ZM17 117H18V116H17ZM23 117H24V116H23ZM30 117H31V116H30ZM30 117H29V118H30ZM34 117H35V116H34ZM34 117H33V119H34ZM66 117H67V116H66ZM66 117H65V118L62 117V120H63V119H64V120L66 119L67 122H68V119H67ZM69 117H70V116H69V114H68V118H69ZM146 117H147V118H146ZM149 117H152V118H154V119L149 118ZM19 118H20V117H19ZM27 118H28V117H27ZM29 118H28V119H29ZM37 118H38V117H37ZM79 118H81V115H80ZM82 118H83V119H78V120H80V121L83 120V121H81V122H85V121H84V117H82ZM85 118H86V117H85ZM162 118H163V119H162ZM24 119H25V118H24ZM28 119H27V122H28ZM75 119H76V117L74 118V121H75ZM90 119H91V118H90ZM120 119H118V120H120ZM146 119H147V120H146ZM30 120H32V119L30 118L29 121H30ZM69 120H70V119H69ZM72 120H73V119H72ZM72 120H71V121H72ZM94 120H93V121H94ZM114 120H115V122H117V119H114ZM138 120H140V121H138ZM162 120H163V121H162ZM2 121H1V124H2ZM35 121H36V120H35ZM40 121H41V120H40ZM91 121H92V120H91ZM96 121H97V122H96ZM102 121H103V124H101ZM112 121H113V120H112ZM112 121H111V122H112ZM121 121H124V120L121 119V120L118 121V122L120 123ZM153 121H156V124H155ZM161 121H162L163 123H162ZM9 122H8V123L5 122L6 125L12 124V123H9ZM19 122H20V120H19ZM27 122H25V123H26V125L29 126V123H30V122H29V123H27ZM33 122H34V121H33ZM37 122H38V121H37ZM54 122H55V121H54ZM59 122H60V120H59ZM61 122H62V121H61ZM61 122H60V123H61ZM67 122H64V124H65V123L68 124ZM72 122H73V121H72ZM72 122H71V123H72ZM76 122H78V121L76 120ZM76 122H75V123H76ZM113 122H114V121H113ZM113 122H112V123H113ZM115 122H114V125L116 124ZM127 122H124V123H127ZM136 122H137V123H136ZM139 122H140V124H139ZM159 122L162 123V124H159ZM165 122H166V123H165ZM173 122H174V121H173ZM3 123H4V122H3ZM16 123H17V122H16ZM38 123H39V122H38ZM40 123H41V122H40ZM71 123H69V124H71ZM75 123H74V124L72 123V124L75 125ZM90 123H91V122H90ZM112 123H111V126H112ZM119 123H117L118 126H119ZM146 123H147V124H146ZM14 124H15V123H14ZM35 124H36V123H35ZM57 124L59 125V123H54L53 125L56 126ZM61 124H63V123H61ZM69 124H68V126H69ZM72 124H71V125H72ZM80 124H81V123H80ZM80 124H79V122H78V124H77L78 126L75 125L76 127H78V130L80 129L79 132L81 131V128H79ZM99 124H98V125H99ZM117 124H116V125H117ZM120 124H121V123H120ZM135 124L139 125V127H137V125H135ZM144 124H145L146 126H144ZM152 124H151V125H152ZM167 124H166V126H168ZM18 125H19V124H18ZM36 125H37V124H36ZM50 125H51V124H50ZM83 125H84V124H83ZM83 125H81V127H82ZM91 125H92V124H91ZM100 125H99V128H96L95 131H94L95 133H96V131H98V132H97V135L95 134V136H96L95 139H96L97 149H98V148H99V149L102 148V147H101L102 144L98 147V143L100 144V142H101L102 139H103L104 141H106V140H105L106 137L98 136V135L100 134L99 131H101V133H104V132H105V134H106V131H108L107 128H109V126H110V125H108L107 128H105V127H106V124H105V126H104L105 129H103V131H104V132H103V131H102L103 126H102V128L100 129ZM1 126H3V125H1ZM1 126H0V127H1ZM23 126H25V124H24ZM45 126H46V125H45ZM60 126H61V125H59V128H61ZM88 126H89V125L87 124V126L85 127V129H84V131H83V132H85V130H86V134L84 133V135H86L87 138H89L88 135H89V133H90V132L88 133V131L90 130V129H88V128L91 127V126H89V127H88ZM92 126H93V125H92ZM94 126H96V125H94ZM111 126H110V128H111ZM118 126H114L113 128H115V127L117 128ZM158 126H160V127L158 128ZM163 126H162V128H163ZM166 126H165V127H166ZM4 127H6V126H4ZM11 127H12V125H11ZM13 127L15 128L16 126H13ZM13 127H12L11 129H13V131H14V128H13ZM38 127H39V126H38ZM63 127L65 128V125H64ZM66 127H67V125H66ZM71 127H74V126H71ZM87 127H88V128H87ZM120 127H122V126H120ZM165 127H164V128H165ZM22 128H23V127H22ZM25 128H26V126H25ZM44 128H45V127H44ZM56 128H58V127L56 126ZM67 128H68V127H67ZM110 128H109V129H110ZM113 128H112V129H113ZM138 128H139V129H138ZM16 129H17V128H16ZM53 129H54V128H53ZM65 129H66V128H65ZM65 129L62 128V129H60V131H61V130H62V131H65ZM69 129H70V126H69ZM69 129H68V130H69ZM71 129H72V128H71ZM73 129H74V128H73ZM75 129L77 130V128H75ZM75 129H74V130H75ZM91 129H92V128H91ZM106 129H107V130H106ZM20 130H21V129H20ZM41 130H42V129H41ZM58 130H59V129H55V132H57ZM66 130H67V129H66ZM68 130H67V132H68ZM76 130H75V132H76ZM78 130H77V132H78ZM82 130H83V128H82ZM92 130H94V128H93ZM143 130H145V128H143ZM143 130H142V131H143ZM17 131H18V129H17ZM43 131H44V130H43ZM43 131H41L42 134H43ZM45 131H47L46 128H45ZM127 131L124 130V134H125V135H129V133H128ZM154 131H156V133H155ZM18 132H19V131H18ZM41 132H40V133H41ZM75 132H74V133H75ZM92 132H93V131H92ZM115 132H116V131H115ZM125 132H127L128 134L125 133ZM0 133H1V132H0ZM14 133H15V132H14ZM47 133H48V132H47ZM62 133H63V132H62ZM62 133H61V134H62ZM65 133H66V132H65ZM87 133H88V135H87ZM109 133H110V135H111V132H108V134H109ZM112 133L114 134V132H112ZM166 133H167V132H166ZM8 134H9V133H8ZM45 134H46V133H45ZM92 134H94V133H92ZM120 134L123 135V132H119V133H118V135H120ZM170 134H171V133H170ZM1 135H2V133H1ZM11 135H12V133H11ZM11 135H10V136H11ZM13 135H14V134H13ZM16 135H18V133H17ZM34 135H35V133H34ZM37 135H38V133H37ZM39 135H40V134H39ZM64 135H65V136H64ZM64 135H63V136H64L63 139L66 138V134H64ZM70 135H71V134H70ZM70 135H67V136L71 137ZM122 135H121V136H117V137H119V139H122V137H123ZM134 135H135V133L133 134V137L131 136L132 138L124 136L123 139H122L121 141H124V138L126 137V138H128V139L130 138V140L128 141V139L125 138L124 143H126V144H127V143H128V144H129V143H132V141H133L132 139H133L134 137L136 138V136H137V135H136V136H134ZM138 135H139V134H138ZM168 135H169V134H168ZM18 136H19V135H18ZM35 136H36V135H35ZM35 136H34V137H35ZM97 136H98V137H97ZM107 136H108V138H107V142H109V141H114V139L112 140V137H111V136H109V135H107ZM112 136H114V135H112ZM147 136H148V132H147ZM154 136H151V137L149 138V140L151 139V141H152V140L155 139V141H156V137L154 138ZM45 137H47V135H46ZM100 137H101V138L103 137V138H102V139H99ZM114 137H115V136H114ZM114 137H113V138H114ZM120 137H121V138H120ZM152 137H153V139H152ZM8 138H9V137H7V135H6V139H8ZM14 138H17V137H14ZM40 138H41V135H40ZM40 138H39V136H38V139H37V137H36L37 140H35V138H32V140L34 139L35 141L39 142V139H40ZM55 138H56V137H55ZM97 138H98V140H97ZM110 138H111V139H110ZM135 138H134V139H135ZM138 138H139V136H138ZM145 138H147V137L145 136L144 139H145ZM172 138H173V137H172ZM172 138H171V139H172ZM17 139H18V138H17ZM61 139H62V137H61ZM83 139H85V137L81 138V140H79V141L82 142ZM109 139H110V140H109ZM116 139H117V138H116ZM3 140H4V133H3ZM9 140H10V141L12 140V136L9 138ZM57 140H59V138H58ZM57 140L55 139L56 143H57ZM131 140H132V141H131ZM145 140H146V139H145ZM145 140H144V142H145ZM163 140L166 141V139H163ZM6 141H8V140H6ZM13 141L16 142V140H13ZM28 141H29V140H28ZM28 141L25 142V143H28ZM35 141H34V142H35ZM41 141H42V140L40 139V142H41ZM43 141H44V140H43ZM61 141H62V140H61ZM79 141H78V142H79ZM84 141H85V140H84ZM88 141H89V140H88ZM88 141H86V143H87ZM99 141H100V142H99ZM117 141H118V140H117ZM146 141H147V140H146ZM155 141H154V144H155ZM165 141H164V142H165ZM167 141H168V139H167ZM170 141H171V140H170ZM170 141L168 142V145H169ZM173 141H174V140H173ZM18 142H19V141H18ZM34 142H33V143H34ZM51 142L53 143L54 141H51ZM58 142H59V141H58ZM75 142L77 143L75 146H77V145H78V142H77V141H75ZM89 142H90V141H89ZM89 142H88V145H92V144H89ZM107 142H104V146H106V143H107ZM114 142H116V141H114ZM164 142H163V143H164ZM0 143H1V141H0ZM7 143H8V142H7ZM7 143L5 142V144H7ZM11 143H12V141H11ZM25 143H24V144H25ZM48 143H49V141H48ZM83 143H84V142H83ZM86 143H85V145H86ZM110 143L112 144L113 142H109V145H110ZM120 143H121V142H118L116 146H114V144H115V143H114L113 145L110 146V148H112V147L116 148L117 146L120 145ZM142 143H143V142H142ZM159 143L162 144V141H159ZM173 143H174V142H173ZM8 144H9V143H8ZM8 144H7V148H10L11 145H8ZM121 144H123V142H122ZM128 144H127V145H128ZM136 144H138V143H136ZM140 144H141V142H140ZM140 144H139V146H140ZM144 144H145V143H143V145H144ZM149 144H150V142H149ZM154 144L150 145V148H149V149L152 150L151 146H152V147H155V146H156V151H159V155L162 156L161 158H163L164 154H165V157H166L167 155L170 154V152L172 153V156H173V152L175 151V149H174V150H173V149H169L170 147H173V148L175 147L172 143H170L172 146H171V145H169V146L166 145V147L168 146V148H165V149H164V150H167V152H169V154H167L166 151H164V150H162V153L160 152V149H159V148L161 147V144H160V147H158V145H156V144H155V146H154ZM165 144H166V143H164V145H165ZM25 145H26V144H25ZM80 145H81V144H80ZM107 145H108V144H107ZM134 145H135V144H134ZM143 145H142V146H143ZM162 145H163V144H162ZM3 146H4V145H3ZM8 146H9V147H8ZM26 146H27V145H26ZM26 146H23V150L26 149ZM75 146H74V147H75ZM104 146H103V147H104ZM139 146H137V147L135 146V147L138 148ZM147 146H148V145H147ZM27 147H28V146H27ZM36 147H38V144H37ZM48 147H50L49 144H48ZM58 147H59V146H58ZM58 147H57V149H58ZM63 147H64V146H63ZM95 147H96V146H95ZM1 148H2V147H1ZM21 148H22V147H21ZM21 148H20V149H21ZM28 148H30V150H31V147H28ZM69 148H70V147H69ZM71 148H73V147H71ZM79 148H80V147H79ZM85 148H86V146H85ZM104 148H105V147H104ZM104 148H103V149H104ZM118 148H119V147H118ZM62 149H63V148H62ZM82 149L84 150V146H83V145H82V147H81V151H83ZM92 149H94V148L92 147ZM92 149H91V150H92ZM112 149H113V148H112ZM112 149H111V150H112ZM127 149H128V148H127ZM162 149H163V147H162ZM5 150H6V149H5ZM7 150H9V149H7ZM72 150H73V149H71V150L69 149V152L72 151ZM105 150L108 151V150H109L108 147H107V149H105ZM135 150L137 151V149H135ZM168 150H169V151H168ZM171 150H172V151H171ZM17 151H18V150H17ZM52 151H53V150H52ZM85 151L88 152V149L85 150ZM113 151H116V150L113 149ZM138 151H139V150H138ZM154 151H155V148H154ZM154 151H153V152H154ZM15 152H16V151H15ZM56 152H57V151H56ZM58 152H59V149H58ZM60 152H61V149H60ZM62 152H63V151H62ZM62 152H61V153H62ZM75 152H76V151H75ZM151 152H152V151H151ZM164 152H165V153H164ZM12 153H13V152H12ZM24 153H25V151H24ZM54 153H55V152H54ZM77 153H78V149H77ZM134 153H135V152H134ZM138 153H139V152H138ZM142 153H143L142 155H143V156L145 155V157H146V155H148L146 152H145V153L142 152ZM154 153H158V152H154ZM163 153H164V154H163ZM49 154H51L50 151H49ZM57 154H58V153H57ZM152 154H153V153H152ZM166 154H167V155H166ZM18 155H20V154H18ZM46 155H47V154H46ZM59 155H60V154H59ZM135 155H136V158H137V155H138V157L140 156L139 154H136V153H135ZM153 155H154V154H153ZM156 155H158V154H156ZM156 155H155V156H156ZM12 156H13V155H12ZM23 156H25V155H23ZM48 156H49V155H48ZM54 156H55V154H54ZM61 156H62V155H61ZM69 156H70V154H69ZM143 156H142V157H143ZM148 156H149L150 158L153 157V156H150V155H148ZM9 157H10V156H9ZM45 157H46V156H45ZM64 157L66 158V155H65ZM67 157H68V155H67ZM70 157H71V156H70ZM140 157H141V156H140ZM145 157H144L143 162L145 161V159H148V157H147V158H145ZM165 157H164V159H162L163 162L165 161V162L167 163V161H168V163H169V160H167L169 156H168L167 158H165ZM170 157H171V156H170ZM170 157H169V158H170ZM7 158H8V157H7ZM24 158H25V157H24ZM35 158H36V157H35ZM41 158H42V157H40V159H41ZM46 158H47V157H46ZM26 159H27V158H26ZM43 159H44V156H43ZM47 159H48V158H47ZM137 159H138V158H137ZM142 159H143V158H142ZM153 159H154V158H152V160H153ZM165 159H166V160H165ZM11 160H13V159L11 158ZM35 160H39V158H36ZM44 160H45V159H44ZM65 160H66V159H64V162H65ZM152 160H151V161H152ZM20 161H21V160H20ZM31 161H32V160H31ZM55 161H56V160H55ZM139 161H140V158H139ZM153 161H154V160H153ZM153 161H152V162H153ZM23 162H24V161H23ZM23 162H22V163H23ZM135 162H137L136 159H135ZM143 162H142V160H141V163H140L139 167H140L141 165H144V164L147 165V164H148L147 160H146V162H145L144 164H143ZM62 163H63V162H62ZM67 163H68V162H66L65 164H67ZM121 163H124V162H121ZM156 163H158V160H156ZM5 164H6V163H5ZM20 164H21V163H20ZM20 164H19V165H20ZM77 164H78V163H77ZM77 164H73V165H72L73 168H75L76 166H77V168H78L79 165H77ZM150 164L152 165V163H150ZM158 164H160V163H158ZM162 164H164V163H161V165H162ZM169 164H170V163H169ZM169 164H168V165H169ZM26 165L28 166L27 163H26ZM74 165H75V166H74ZM108 165H109V164H108ZM108 165H107V167H108ZM119 165H120V163H119ZM134 165H135L134 167H137L138 163H136V164H134ZM148 165H149V164H148ZM27 166H26V167H27ZM29 166H30V164H29ZM67 166H68V165H67ZM69 166H70V164H69ZM69 166H68V168L66 167V165H65L64 167H66L67 170H68L69 168H72V166H70V167H69ZM81 166H82V165H81ZM109 166H111V165H109ZM130 166H131V165H129V167L127 166L126 169L129 170V169H130ZM166 166H167V165H166ZM45 167H46V166H45ZM85 167H87V166H85ZM124 167H125V166H124ZM124 167H121V166H120L121 169H120V168H119V170L115 169V172H114V173H113V172H112V173H111V172H110V173H109V172L106 173V176H107V177H109L110 174H111V176H110L109 179H108V180L110 181L111 186H112V184H114V183L117 184V181H116V180L118 179V178H116V177H115L116 180H114L115 178H112V179L114 180V183H111V181H112V180H110L111 177H113V175L115 176L116 173H117V171L120 172V170H122V172H123V171L125 170V169H123ZM134 167L131 168V172H132L133 174H134V172H135L136 169L138 170V168H134ZM4 168H5V167H4ZM4 168H3V169H4ZM27 168H28V167H27ZM27 168H26V169H27ZM31 168H32V166L30 167V170H29V169H28V170H29V171L33 170V169H31ZM33 168H34V167H33ZM35 168H36V165H35ZM79 168H80V170H81V167H79ZM99 168H100V167H99ZM99 168H98V169H99ZM108 168H109V167H108ZM116 168H117V167H116ZM143 168H144V167H143ZM143 168H142V170H143ZM147 168H148V166H147ZM98 169H97V170H98ZM134 169H135V170H134ZM140 169H141V168H139V171H140ZM145 169H146V166H145ZM148 169H149V168H148ZM160 169H161V167L159 168V170H160ZM69 170H71V169H69ZM116 170H117V171H116ZM137 170H136V172H137L136 174H138V171H137ZM36 171H37V170H36ZM55 171H56V169H55ZM57 171H58V170H57ZM74 171H75V169H74V170L72 169L71 172H72V173H75ZM76 171H77V170H76ZM129 171H130V170H129ZM129 171H128V172H129ZM154 171H155V170H154ZM58 172H59V171H58ZM58 172H57V173H58ZM61 172H62V170L60 171V173H61ZM44 173H45V172H44ZM63 173H64V175L66 174V172H64V171H63ZM80 173H82V171H81ZM80 173H79V174H80ZM97 173H98V175H99V173H102V172L99 170ZM103 173H104V171H103ZM123 173H124V172H123ZM126 173H127V170L125 171V174H126ZM129 173H130V172H129ZM132 173H131V174H132ZM67 174H68V172H67ZM79 174H78V172L75 173V176L78 175V176H77L78 178H77V177H76L77 179L75 178L76 180L79 179V176H80ZM83 174H84V172H83ZM112 174H113V175H112ZM6 175H7V174H6ZM10 175L14 176L13 174H10ZM102 175H103V174L99 175L98 177H97V175H96L97 180L95 179L94 181H98V178L101 177ZM145 175H146L145 178H147V177H148V176H147L148 173L145 174ZM150 175H151V174H150ZM159 175H160V174H159ZM161 175H162V174H161ZM4 176H5V175H4ZM12 176H11V177H12ZM104 176H105V175H104ZM122 176H123V174H122ZM125 176H126V175H125ZM125 176H124V177H125ZM63 177H64V176H62V178H63ZM71 177H72L71 180H73L74 176L72 175ZM134 177L137 178V176H134ZM140 177H141V176H139L138 180L140 179ZM142 177H143V176H142ZM1 178H2V177H1ZM3 178H4V177H3ZM7 178H8V177H7ZM20 178H21V177H20ZM69 178H70V177H69ZM94 178H95V177H94ZM17 179H18V178H17ZM43 179H44V178H43ZM75 179H74V180H75ZM90 179H92V178H90ZM90 179H89V180H90ZM99 179H100V178H99ZM128 179H129V177H128ZM128 179H127L126 181H123V180H122V182H123L124 184H125V182H126L127 184L129 183V185L132 186V184H130V183H132V181H131V182H127ZM150 179H151V178H150ZM150 179H149V180H150ZM152 179H153V178H152ZM155 179H156V178H155ZM155 179H154V180H155ZM7 180H8V179H7ZM18 180H19V179H18ZM20 180H21V179H20ZM33 180H34V182H35V178H33ZM33 180H31V181H33ZM83 180H84V181L86 180L87 182H86V181H85V182L88 183V180H87L86 178L83 177ZM104 180H105V179H104ZM118 180H120V179H118ZM124 180H125V179H124ZM131 180H132V179H131ZM149 180H148V181H149ZM4 181H6V180H4ZM15 181H16V180H15ZM28 181H29V180H28ZM38 181H39V180H38ZM38 181H37V182H38ZM60 181H61V179L59 180V182H60ZM67 181H68V180H67ZM80 181H81V180H79L78 182H80ZM92 181H93V180H92ZM106 181H107V178H106ZM106 181H105V183H106ZM115 181H116V182H115ZM145 181H146V179H145ZM148 181H146V182H148ZM34 182H33V184H34ZM37 182H36V184H37ZM73 182H74V181H73ZM78 182L75 183V184L73 183V185H76V186H77V185H78ZM90 182H91V180H90ZM90 182H89V185H90ZM101 182H103V179H102ZM122 182L120 183V181H119L118 184L120 183V186H121ZM146 182H145V185H146ZM149 182H150V181H149ZM30 183H31V182H30ZM38 183H39V182H38ZM56 183H57V182H56ZM56 183L54 182V184H52V187H53V185H54V188H55ZM65 183H66V182H65ZM65 183H64V184H65ZM69 183H70V182H69ZM39 184H40V183H39ZM92 184H93V183H91V185H92ZM98 184H100L99 181H98V183H97L96 186H98ZM108 184H109V183H108V181H107V186H108ZM115 184H114V186H115ZM124 184H123V185H124ZM153 184H154V182L152 183V185H153ZM21 185H23V184H21ZM71 185H72V182H71ZM93 185H94V184H93ZM134 185H135V182H134ZM141 185H143V184H142V180H141ZM150 185H151V184H150ZM150 185H149V186H150ZM63 186H64V185H63ZM69 186H70V185H69ZM116 186H117V185H116ZM143 186H144V185H143ZM155 186H156V185H155ZM22 187L24 188V186H22ZM26 187H27V186H26ZM61 187H62V186H61ZM77 187H78V186H77ZM84 187H85V186H84ZM151 187H153V186H151ZM0 188H1V187H0ZM3 188H4V187H3ZM56 188H57V187H56ZM78 188H80V187H78ZM82 188H83V187H82ZM85 188H86V187H85ZM110 188H112V187H110ZM119 188H120V187H119ZM119 188H118V189H119ZM141 188H142V187H141ZM143 188H144V187H143ZM143 188H142V189H143ZM6 189H7V186H6ZM74 189H75V188H74ZM103 189H104V188H103ZM103 189H102V190H103ZM105 189L107 190L106 187H105ZM124 189H125V185H124L123 191H124ZM126 189H127V185H126ZM130 189H133L134 192H135V190H136V189H134L133 187H132V188L130 187ZM146 189H147V185H146ZM155 189L158 190V188H156V187H155ZM163 189H164V188H163ZM163 189H161V190H163ZM25 190H26V188H25ZM27 190H28V189H27ZM54 190H55V189H54ZM59 190H60V189H59ZM106 190H105V191H106ZM152 190H153V189H152ZM159 190H160V189H159ZM18 191H19V188H18ZM55 191H56V190H55ZM95 191H96V188H95ZM105 191H103V192H105ZM123 191H122V192H123ZM12 192H13V191H12ZM19 192H20V191H19ZM24 192H25V191H24ZM50 192H51V191H50ZM62 192H63V191H62ZM77 192H78V191H77ZM77 192H76V193H77ZM96 192L98 193V190H97ZM99 192H100V191H99ZM109 192H112V191H110V189H109ZM125 192H126V191H125ZM127 192H128V191H127ZM136 192H137V191H136ZM144 192H145V189L143 190V193H144ZM164 192L166 193L165 189H164ZM6 193H7V192H6ZM20 193H21V192H20ZM47 193H49V192H47ZM47 193L45 192V194H47ZM51 193H53V192H51ZM54 193H55V192H54ZM97 193H95L96 197H95L94 200L92 201L93 203H94V201H95V204H94V205L99 204L98 202L102 200L101 197L103 196V194L101 195V193H99V194H97ZM106 193H107V192H106ZM131 193H132V192H131ZM138 193H139V192H138ZM147 193H148V192H147ZM156 193H158V192H156ZM159 193H160V192H159ZM168 193H169V192H168ZM13 194H14V193H13ZM57 194L60 195V193H57ZM63 194H64V193H63ZM107 194H109V193H107ZM107 194H104V195H107ZM110 194H111V193H110ZM116 194H117V193H116ZM116 194H115V196H116ZM148 194H149V193H148ZM22 195H23V194H22ZM33 195H34V193H33ZM49 195H50V194H49ZM59 195H57V196H59ZM78 195H79V194H78ZM92 195H93V194H92ZM99 195H100V196H99ZM155 195H156V194H155ZM159 195H161V193H160ZM163 195H164V194H163ZM9 196H10V195H9ZM34 196H35V195H34ZM47 196H48V195H47ZM79 196H80V195H79ZM97 196L99 197V199L95 200L96 198H98ZM111 196H112V198H113V193H112ZM111 196H110V197H111ZM118 196H119V195H118ZM118 196H117V198H118ZM156 196H158V195H156ZM161 196H162V195H161ZM164 196H165V195H164ZM49 197H52V196H49ZM53 197H54V194H53ZM63 197H64V196H63ZM65 197H67V195H66ZM70 197H71V196H70ZM72 197H74V196H72ZM103 197H105V196H103ZM132 197H133V195H132ZM146 197H148V196H146ZM152 197H153V196H152ZM6 198H7V197H6ZM16 198H17V197H16ZM29 198H31V197H29ZM46 198H47V197H46ZM55 198H56V197H55ZM55 198H54V199H55ZM82 198H83V196H82ZM136 198H137V196H136ZM153 198H154V197H153ZM165 198H166V197H165ZM165 198H164V200H166ZM25 199H26V198H25ZM25 199H24V200H25ZM51 199H52V198H51ZM74 199H75V198H74ZM83 199H84V198H83ZM83 199H82V200H83ZM100 199H101V200H100ZM103 199H104V198H103ZM106 199H107V196H106ZM106 199H105V200H106ZM114 199L116 200L115 197H114ZM145 199L147 200V198H145ZM158 199H159V198H158ZM161 199L163 200V198H161ZM161 199H160V200H161ZM66 200H67V198H66ZM72 200H73V198H72ZM87 200H88V199H87ZM112 200H113V199H112ZM112 200L109 199V203H112V202H113ZM120 200H121V198H120ZM124 200H125V199H124ZM135 200H136V199H135ZM135 200H134V201H135ZM146 200H145V201H146ZM154 200H156V199H154ZM7 201H8V200H7ZM38 201H39V200H38ZM47 201H48V200H47ZM57 201H58V200H57ZM57 201H55V202H57ZM63 201H64V199H63ZM80 201H81V200H80ZM96 201H97V203H96ZM106 201H107V200H106ZM110 201H112V202H110ZM149 201H151V200H149ZM149 201H148V202H149ZM158 201H159V200H156V203H158ZM24 202H25V201H24ZM44 202H45V201H44ZM44 202L42 201V203H44ZM115 202L119 203L118 201H115ZM122 202H123V201H122ZM169 202H171V201H169ZM38 203H39V202H38ZM42 203H41V205H42ZM64 203H65V202H64ZM87 203H88V202H87ZM102 203H103V204H104V203H105V204H109V203L105 202L104 200L101 201L100 204H102ZM120 203H121V202H120ZM138 203L140 204V202H138ZM138 203H137V204H138ZM142 203H143V201H142ZM144 203H145V202H144ZM144 203H143V205H144ZM152 203H153V202H151V204H152ZM4 204H5V203H4ZM60 204H61V203H60ZM60 204H59V205H60ZM122 204H124V202H123ZM139 204H138V205H139ZM151 204H150V205H151ZM154 204H155V203H154ZM159 204H162V203H159ZM6 205H8L7 202H6ZM6 205H5V206H6ZM26 205H27V204H26ZM26 205H25V207H26ZM29 205H30V204H29ZM29 205H27L28 208H29ZM59 205H58V206H59ZM61 205H63V204H61ZM64 205H65V204H64ZM75 205H76V204H75ZM90 205H92V204H90ZM94 205H93V206H94ZM119 205H120V204H119ZM119 205H118V207H119ZM148 205H149V204H148ZM150 205H149V206H150ZM152 205H153V204H152ZM166 205H167V203H166ZM5 206H4V207H5ZM19 206H20V205H19ZM30 206H31V205H30ZM36 206H37V205H36ZM71 206H72V205H71ZM102 206H103V205H102ZM113 206H114V208H115V203H113ZM116 206H117V204H116ZM120 206H121V205H120ZM124 206H125V205H124ZM133 206H134V205H133ZM136 206H137V205H136ZM136 206H135V207H136ZM141 206H142V205H141ZM149 206H148V207H149ZM155 206H156V205H155ZM158 206H159V205H158ZM161 206H163V205H161ZM164 206H165V204H164ZM167 206H168V205H167ZM47 207H48V206H47ZM81 207H82V205H81ZM109 207H110V206H109ZM0 208H1V207H0ZM20 208H21V207H20ZM50 208H51V207H50ZM60 208H61V206H60ZM91 208H92V207H91ZM91 208H90V209H91ZM96 208H97V207H96ZM96 208H95V210H97ZM104 208H105V207H104ZM125 208H126V207H125ZM140 208H141V207H140ZM144 208H145V207H144ZM159 208H160V207H159ZM159 208H158V209H159ZM12 209H14V208H12ZM36 209H37V207H36ZM43 209H44V208H43ZM53 209H54V208H52V210H53ZM58 209H59V208H58ZM61 209H62V208H61ZM83 209H85V208H83ZM87 209H88V208H87ZM92 209H94V208H92ZM108 209H111V208H108ZM123 209H124V208H123ZM126 209H127V208H126ZM130 209H131V208H130ZM149 209H150V208H149ZM164 209H165V208H164ZM167 209H168V208H167ZM0 210H1V209H0ZM23 210H24V209H23ZM65 210H66V209H65ZM68 210H69V209H68ZM71 210H72V209H71ZM99 210H100V206H99ZM104 210H105V209H104ZM114 210H115V209H114ZM124 210H125V209H124ZM135 210H136V209H135ZM142 210H143V209H142ZM142 210H141V211H142ZM144 210L146 211V210H148V209H144ZM2 211H3V210H2ZM43 211H44V210H43ZM47 211H48V210H47ZM66 211H67V210H66ZM82 211H84V210H82ZM91 211H92V210H91ZM106 211H107V210H106ZM106 211H105L106 214H110L109 212L107 213ZM108 211H109V210H108ZM115 211H116V210H115ZM117 211H118V210H117ZM119 211H120V210H119ZM137 211H138L137 213H139V210H137ZM159 211H160V210H159ZM159 211H158V213H159ZM161 211H162V210H161ZM168 211H169V210H168ZM171 211H172V210H171ZM12 212H13V211H12ZM36 212H37V211H36ZM60 212H61V211H60ZM70 212H71V211H70ZM86 212H87V211H86ZM100 212H101V211H99V213H100ZM146 212H147V211H146ZM146 212H144V214H145ZM162 212H163V211H162ZM54 213H56V212L54 211ZM81 213H82V212H81ZM87 213H89V212H87ZM93 213H94V212H93ZM95 213H96V211H95ZM95 213H94V214H95ZM112 213H113V212H112ZM115 213H116V212H115ZM115 213H114L113 215H116V214H117V213H116V214H115ZM121 213H122V212H121ZM121 213H120V214H121ZM130 213H131V212H130ZM132 213H133V212H132ZM148 213H149V212H148ZM148 213L145 214V215H148ZM171 213H172V212H171ZM16 214H17V213H16ZM34 214H35V213H34ZM57 214H58V213H57ZM70 214H71V213H70ZM72 214H73V213H72ZM94 214H93V215H94ZM106 214H105V215H106ZM135 214H136V213H135ZM141 214H143V213H141ZM144 214H143V215H144ZM159 214H160V213H159ZM40 215H41V214H40ZM68 215H69V214H68ZM118 215H119V213H118ZM138 215H139V214H138ZM163 215H164V214H163ZM170 215H171V214H170ZM10 216H11V214H10ZM82 216H83V215H82ZM124 216H125V215H124ZM124 216H123V217H124ZM129 216H130V215H129ZM131 216H132V214H131ZM131 216H130V217H131ZM141 216H142V215H141ZM151 216H152V215H151ZM156 216H159V215H156ZM168 216H169V215H168ZM66 217H68V216H66ZM91 217H92V216H91ZM107 217H108V216H107ZM113 217H115V216H113ZM121 217H122V216H121ZM133 217H134V216H133ZM133 217H132V218H133ZM143 217H144V216H143ZM143 217H142V218H143ZM146 217H148V216H146ZM146 217H145V218H146ZM159 217H161V215H160ZM162 217H163V216H162ZM170 217H171V216H170ZM44 218H45V217H43V219H44ZM73 218H74V217H73ZM116 218H117V217H116ZM132 218H131V219H132ZM134 218H136V217H134ZM152 218H153V217H152ZM167 218H168V217H167ZM46 219H47V218H46ZM54 219H55V218H54ZM65 219H66V218H65ZM71 219H72V218H70V220H71ZM74 219H75V218H74ZM123 219H124V218H123ZM126 219H127V218H126ZM146 219H147V218H146ZM154 219H155V218H154ZM156 219H158V218H156ZM156 219H155V220H156ZM161 219H162V218H161ZM66 220H68V219H66ZM133 220H134V219H133ZM148 220H149V218H148ZM155 220H154V221H155ZM158 220H160V219H158ZM58 221H59V220H58ZM73 221H74V220H73ZM88 221H89V220H88ZM47 222L49 223V221H47ZM60 222H61V221H60ZM62 222H63V221H62ZM125 222H126V221H125ZM127 222H128V219H127ZM134 222H135V221H134ZM144 222H145V221H144ZM148 222H149V221H148ZM150 222H151V220H150ZM53 223H55V222H53ZM65 223H66V222H65ZM129 223H133V222H129ZM146 223H147V222H146ZM146 223H145V224H146ZM59 224H60V223H59ZM140 224H141V223H140ZM142 224H144V223H142ZM156 224H158V222H156ZM156 224H155V225H156ZM48 225H49V224H48ZM48 225H46V226H48ZM52 225H53V224H52ZM134 225H136V223H135ZM138 225H139V224H138ZM147 225H148V224H147ZM151 225H153V224H151ZM158 225H159V224H158ZM65 226H66V225H65ZM65 226H63V227L65 228ZM144 226H145V225H144ZM149 226H150V225H149ZM153 226H154V225H153ZM54 227H55V226H54ZM135 227H136V226H135ZM139 227H140V226H139ZM88 228H89V227H88ZM146 228H147V227H146ZM149 228H150V227H149ZM154 228H155V227H154ZM62 229H63V228H62ZM150 229H151V228H150ZM158 229H159V227H158ZM133 230H134V228H133ZM137 230H138V229H137ZM140 230H141V229H140ZM140 230H139V231H140ZM152 230H153V229H152ZM154 230H155V229H154ZM164 230H165V229H164ZM167 230H168V229H167ZM135 231H136V229H135ZM158 231H159V230H158ZM121 232H122V231H121ZM137 232H138V231H137ZM147 232H151V231H148V230H147ZM154 232H156V231H154ZM119 233H120V232H118V234H119ZM143 233H144V232H143ZM145 233H146V231H145ZM148 234H149V233H148ZM150 234H151V233H150ZM156 234H158V233H156ZM156 234H155V235H156ZM159 234H160V232H159ZM133 237H134V236H133ZM133 237H132V238H133ZM152 237H153V236H152ZM154 237H155V236H154ZM98 238H99V237H98ZM111 238H112V237H111ZM148 238L150 239V237H148ZM155 238H156V237H155ZM137 239H139V238H137ZM123 240H124V239H123ZM123 240H122V241H123ZM153 240H154V239H153ZM119 241H120V240H119ZM131 241H133V240H131ZM137 241H139V240H137ZM114 242H115V241H114ZM119 243H120V242H119ZM129 243H130V242H129ZM129 243H128V244H129ZM131 243H132V242H131ZM134 243H137V242H134ZM140 243H141V242H140ZM145 243H146V242H145ZM106 244H107V243H106ZM125 244L127 245V242H126ZM132 244H133V243H132ZM141 244H142V243H141ZM120 245H121V244H120ZM122 245H123V244H122ZM129 245H131V244H129ZM136 245H137V244H136ZM110 246H111V245H110ZM123 246H124V245H123ZM131 246H132V245H131ZM133 246H134V245H133ZM103 247H104V246H103ZM124 247H125V246H124ZM260 247H262V246H260ZM114 248H115V247H114ZM121 248H123V247H121ZM105 249H106V248H105ZM258 249H259V248H258ZM259 250H260V249H259ZM262 253H264V252H262ZM6 254H10V253H6ZM259 255H260V253H259ZM4 256H5V255H4ZM4 256H3V253H2L1 257L3 258ZM15 256H16L17 260H20V259H18V258H20L21 256L18 257L17 255L14 254V256L12 255L11 257H14V258H15ZM263 256H264V255H263ZM6 257L9 258L10 256H9V257L6 256ZM6 257H5L4 259H6ZM2 258H1V260H3ZM16 258H15V261H16V262L13 261L14 259H13V260H12L11 258H10V259H11L12 262L17 263ZM195 258H196V257H195ZM263 258H264V257H263ZM21 259H22V257H21ZM29 259L32 260V258H29ZM198 259H199V258H198ZM1 260H0V262H1ZM23 260H24V258L22 259V261H23ZM27 260H28V259H27ZM189 260H190V259H189ZM8 261H9V259H8ZM8 261H7V264H8ZM11 261H10V263H11ZM22 261H21V262L18 261V264H22ZM24 261H26V260H24ZM33 261H35V259H34ZM3 262H6V261H3ZM29 262H30V261H29ZM29 262H28V264H30V263L32 264V263H33L32 261H31L30 263H29ZM35 262H36V261H35ZM35 262H34L33 264H35ZM39 262H40V261H39ZM39 262H38V260H37V264H40V263H41V264H45V262H40V263H39ZM10 263H9V264H10ZM26 263H27V261H26ZM1 264H2V262H1ZM24 264H25V262H24ZM46 264H48V263H46Z\"/></svg>","mask_w":264,"mask_h":264}]
</instances>
